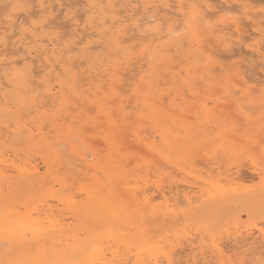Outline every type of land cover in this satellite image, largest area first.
Returning <instances> with one entry per match:
<instances>
[{
  "label": "rangeland",
  "instance_id": "obj_1",
  "mask_svg": "<svg viewBox=\"0 0 264 264\" xmlns=\"http://www.w3.org/2000/svg\"><path fill=\"white\" fill-rule=\"evenodd\" d=\"M29 0H0V20L2 19V21H4L7 17H8V15L10 14L11 15V17H15L16 15H18L17 17L19 18V23H20V21H22L21 23V25H22V28L24 29V30H22V28H21V30H18V31H20L19 33H18V36H17V38H15V39H13V40H11V42H10V40H9V42L12 44H10V45H8V46H6V47H0V50L2 51H0V53H1V55L0 56H2V57H0V71H1V73H0V77H2L3 78V80L0 78V82H2V83H0V89H2L1 91H5V93H2V92H0L1 94H0V101H6V100H12L11 99V97H9V94L11 93V95H13V101H15V103H13V101H10L11 103H12V106H11V108H10V111L13 113H11V117H10V121H12L13 123H15V121H17V120H20V119H17V117H19V118H21L22 120L21 121H23L24 120V122L26 123H28L30 126V128L32 127H34V125L38 128V130H36L35 129V131L33 132V135H36V140H34V136H33V138H30L29 136H25V135H19L18 133H15V132H13V133H11V137L9 136V138H7V139H4L3 141H2V143H1V147H0V149H1V151H3V152H6L7 151V153H5L6 154V156H7V158H9V156L8 155H10V153H11V157H10V159L9 160H11L12 158L14 159H12L11 161H13L14 162V164H16L15 162L17 161L18 162V164L22 161V162H24V164H28L27 162H29V164H31V165H39L38 166V168H40L39 169V175H41V176H39V175H37V176H35V177H32V178H27V180H25L24 178H23V180H22V178L20 177V175L19 174H15V172L11 175V177H12V179L10 178V181L8 180V181H6L5 179L4 180H1L0 182L2 183V181H4L2 184L4 185V184H6L7 183V185H6V187L8 188V186L9 185H12L13 183L12 182H15V186H17V188H14V185H12V186H9V189L12 187V189H11V191H9V189L7 190V188L6 189H4V186H3V190L2 191H5V199H7V201L10 203V204H12L13 206H15L16 205V203H17V205H18V207H19V205H20V209H21V204L23 205L22 207H23V209H21L20 211H21V213L25 210V207L27 206V207H30L31 208V206H32V208L33 207H35V206H39V207H43V206H46L45 207V209H47V208H49L50 206H51V208L52 209H54L55 207V209L54 210H57V211H59V212H61L62 210V212L61 213H63V215L65 216V218H67V219H69V221H70V219H71V213L69 214V209H68V207H67V205H65L66 204V201L63 199V194L62 193H64L65 191H66V186L68 187V185L70 186V188L71 189H73V190H70L71 191V193L75 196V197H79V196H81L82 195V197L79 199H77V200H79L78 202H80L81 200H82V202L83 203H86V202H89L88 201V196L86 195V194H84L86 191H87V186H89V184H91V183H93L94 182V180L93 179H96V178H99L100 180H102V181H104L105 182V179L107 178L106 177V173L107 172H112L111 174H113V173H115L114 174V176L116 175V177H121V176H124L125 174H124V172H131L130 174H131V177H130V179H135L136 180V178H137V180L136 181H134V180H129L128 179V182L130 183L128 186H126V185H123V184H121V185H119V188H121V192L123 193V194H128V188H134L135 187V191H136V189L138 190V188H140L138 191H136V192H138V193H141L142 192V190L144 189V188H146V186L149 184V186H147V188L145 189V191H147L148 189V191H147V193L150 195V193H151V197L152 196H154L153 198H155L156 197V200H159V195L161 196V192L163 191V190H166L167 189V191L166 192H168V191H170V189L171 188H176V185L180 188L179 190L181 191L182 190V187H184V188H186V186H184L183 184H185V180L186 181H191V180H193L192 179V177L193 176H195V174H193V171L191 172L190 170V168H189V166H190V164L191 163H189V162H183V161H187V159H188V152H190V153H193V152H191V150L192 151H194L195 153L193 154V155H191V157L192 156H194V164H195V169H198L199 170V167H200V171L202 170H204L205 168H208L209 169V171H215L216 170V167L219 169V167H220V169L218 170L217 169V172H213L212 174L209 172V171H206V169H205V171H201V172H199L198 170V172L199 173H204L203 175H208V173H210L211 174V176H213V177H221V178H225V176H224V173H223V175H221L222 173L221 172H225L226 173V175L228 174L227 173V171H228V169L230 168V169H233V167H236V166H238V165H240V166H242V167H240V169L242 170L241 172V174H243L242 176H244L243 178V181H244V185L245 186H250V185H255L256 183V185H258V182H259V180H254L255 182H253L252 181V177L251 176H253L254 175V171H253V169L251 168L252 166L250 165L251 163H250V161H247V160H249L250 158H249V154L247 153L248 152V150L252 147V144L253 145H256L258 148H259V146H261L262 145V142L261 141H264V109L262 108V106L261 105H264V87L262 88L260 85V87L258 86H256L255 88L257 89L256 91H252V89H253V87H250V86H245L244 87V91H243V93L241 92H238V94H236V96L235 97H233L232 95V93L230 94V90H232V88H236L238 85L236 84V82H232V83H227V84H224L225 83V77H226V75L228 74V72H216V74H219V76L218 77H222V80L223 81H220L219 79L220 78H217L216 80H217V83L216 84H213V82H208L207 80H204L202 77L203 76H205V74H206V70H207V67H208V65H209V53H207L208 52V49L205 51L204 49L206 48H204L203 46L204 45H213L214 44V50H217V48L218 49H220L221 48V44L219 45V42L220 41H222V39L221 38H213L212 37V39L214 40V42H212L211 43V38H209V39H207V41H209V42H207V41H205L206 43L204 44V45H200L199 43H198V41L196 40V39H198L196 36V34L194 33V30H195V28L197 27V26H202L201 28H203L202 29V31L204 30V29H207L206 27H208V24H206V26H205V28H204V25H205V23H203V20H201L202 18L204 19V14L206 13V11L208 12H214L215 10H213L212 8H206L205 9V11H201V7L199 8V7H197V8H195L193 5L195 4V2H196V0H195V2H193V0H185V1H183V0H173L172 2L170 1V0H136L135 2H139L137 5L138 6H136V5H134V6H136L135 7V9L136 10H138L137 9V7L138 8H140V6H141V8L138 10V12L139 11H141V12H137L135 9H133V13H134V15L136 14V13H138L141 17H138L137 16V14L135 15V18H137L138 17V19H140V18H142V13H143V11H145V12H147L146 14H149L148 16H151V15H153V16H156V18H157V16L159 15V17H158V21L156 22V20H155V22L157 23H155L153 26H152V32L151 33H153L154 32V35L155 34H157L156 35V38L157 39H159L161 36H164V35H166L167 33H169V31L171 30V29H173V31H174V29L176 28V26H177V24L179 25V23H181L180 25H179V27L177 26V29H181V28H184L185 30H183L184 31V34L182 33H180V35H182V38H184V42L183 43H186L185 45H186V47H181L180 49H181V51L180 52H178V54H177V56H175L176 58H173V56H170V57H172L171 59H169V61L168 62H164L163 64H162V61H159V57H158V54H157V52L155 51V50H153V51H155L156 53H154L151 49H155L154 47L157 45V44H155V46H154V44H153V48H148L149 46H143V47H141V46H137L138 44H140V41H137V39L135 40H129V41H124V39L125 38H127V37H130V35L131 36H133L134 35V33H136V32H134L135 31V26H132V27H130V29H132V30H130L129 28V30H130V32H132V33H128L127 34V32H126V35H124L122 38V40H123V43H117V41L114 39V34L112 35V32H114V31H116V29L118 28L116 25H114L113 24V22H112V19H111V17H110V20L108 21L109 23H108V26H111L112 27V29H111V27L109 28L111 31H109L108 32V28H105V29H107L106 31H105V29H104V26L102 27V26H99V28H100V30L98 29V28H96V31H95V27H94V25L97 23L98 25H99V23L98 22H100V24H102L103 22H106L107 23V21H105V19H109V13H107L106 11H103V9L106 7V5H107V3H106V1L105 0H103L105 3H101L102 2V0H98V6H100L99 8H98V6L96 5L97 4V2H96V4H95V2L94 1H90V0H65V1H63V0H59V1H56V4H60L61 3V1H62V3L63 2H65L64 4L66 5L67 3L69 4L70 3V1H71V7L69 6V5H66V6H68V8L66 7V6H62L61 8H63V9H65V11L62 9V11H60L61 12V14H60V12H58L59 14H60V17L58 16V20L60 21L59 23H60V25H58L57 26V24H59V23H57V24H55L56 23V21H57V19L55 20V21H52V19H51V17L49 16V14H48V8L47 9H45V7H49L48 6V4L49 3H55V1L54 0H48V3H47V0H30L29 2H28ZM32 1V2H31ZM50 1V2H49ZM53 1V2H52ZM97 1V0H96ZM126 1V0H125ZM125 1L124 0H121V4L123 5V2H124V5L127 3H125ZM133 1V0H132ZM217 1V3H216V6H217V4L219 3V1H220V6L218 5V8H220V7H222L223 5V7H225V5L226 6H228L230 3V6L232 5L233 6V8H231V10H230V12L231 13H228V14H233L232 16H230L231 18H229L228 17V14H227V12L226 11H221V12H224V14H222L223 16H221L220 17V15L218 14V12H217V15H219V18H217L215 15H216V13L214 14V13H212L213 15L211 16V13H210V16L208 15L207 16V19H208V22L207 23H209L210 21V19L209 18H213V17H216V19L214 18V20L216 21V23L217 22H219V21H228V20H232V21H238L239 19V21H240V23L243 25L242 27H243V29H244V36L247 38L246 40H244L245 41V45L243 44V42H242V44H243V46H239V47H237L238 49L240 48V47H242L241 49H239V53L240 54H242V55H238V56H236V57H234V58H229L230 60L229 61H225V58H222V60H223V62H224V64H227V63H229V65H231V63L233 64V63H235L236 62V64L237 63H239V65H243L244 66V64H245V66L247 65H249V64H246V63H249L252 59L253 60H255V58L257 59V57H254L253 55H244L245 53L247 54L248 52H246V47L247 46H251L252 44H257V43H260L261 45H263V47H264V15H262V14H264V6H262V5H264V1L263 0H247V1H245V0H216ZM243 1H245V3H243ZM258 1V2H257ZM260 1H261V3H260ZM31 2V3H30ZM84 2H86V4H84ZM92 2V3H91ZM94 2V3H93ZM145 2V3H144ZM149 2V3H148ZM174 2V3H173ZM214 4L213 5H215V2L214 1H212ZM247 2V3H246ZM12 3V4H11ZM75 5H74V4ZM81 3H82V5H81ZM89 5H88V4ZM133 4H134V1L132 2ZM242 3V4H241ZM10 4V5H9ZM51 4H49V5H51ZM52 4V5H53ZM56 4H55V6H56ZM77 4V5H76ZM102 4H104L103 6H102ZM154 6H153V5ZM185 4V5H184ZM223 4V5H222ZM236 4V5H235ZM4 5H5V8H4ZM13 5H15V7H13ZM80 5V6H79ZM123 5V6H124ZM172 5V9H171V6ZM183 5V6H182ZM211 5V4H210ZM239 5V6H238ZM256 5V6H255ZM259 5V6H258ZM32 6H34V8H32ZM36 6V7H35ZM42 6V7H41ZM45 6V7H44ZM54 6V5H53ZM74 6V7H73ZM105 6V7H104ZM231 6V7H232ZM243 6V7H242ZM252 6V7H251ZM262 6V7H261ZM30 7V8H29ZM81 7V8H80ZM84 7H87V8H85L84 9ZM117 7H119V6H117ZM149 7V8H148ZM154 7V8H153ZM158 7V8H157ZM177 7V8H176ZM184 7V8H183ZM238 9H237V8ZM241 9H240V8ZM4 8V9H3ZM7 8V9H6ZM18 8V9H17ZM39 8V9H38ZM50 8H51V6H50ZM72 8V9H71ZM80 8V9H79ZM89 8H93L92 9V11L89 9ZM94 8H96V9H94ZM102 8V9H101ZM123 7L122 6H120V9H122ZM154 9V10H152V9ZM159 8H160V10H162V11H166V10H168L167 12L168 13H166L167 15H168V17H172V18H168L169 20H167V21H165L164 20V22L163 21H161V15L162 14H164L162 11H158L159 10ZM161 8H163V9H161ZM226 8V7H225ZM25 9V10H24ZM42 9H45V10H43V11H45L46 12V14H48V15H46L44 12H42V14H41V12L40 11H42ZM66 9H68V10H66ZM76 9H77V11H76ZM79 9V10H78ZM83 9V10H82ZM88 9H89V13L87 12L88 11ZM98 9V10H97ZM116 9H119V8H116ZM172 11H171V10ZM209 9V10H208ZM234 9V10H233ZM235 9H236V11H235ZM4 10H6V11H4ZM15 10V11H14ZM47 10V11H46ZM71 11V12H69L70 14H67L68 15V17H67V15H66V13H68L67 11ZM95 10H96V12H95ZM151 10V11H150ZM157 10V11H156ZM184 10V11H183ZM232 10H233V12H232ZM242 12H241V11ZM3 11V12H2ZM26 11V12H25ZM37 12L36 14L37 15H35L34 16V12ZM86 13H85V12ZM156 12V13H153V12ZM216 11H218V9H216ZM215 11V12H216ZM235 11V12H234ZM239 11V12H238ZM253 11V12H252ZM257 11V12H256ZM18 12V13H17ZM20 12H21V14H20ZM31 13V15L33 16V17H35L36 19H32V17L31 18H28V17H30L29 16V14L28 13ZM75 12V13H74ZM76 12H79L80 14H83V16H78L79 15V13H76ZM101 12H102V14H101ZM149 12V13H148ZM159 12H160V14H159ZM171 13V15L169 16V14ZM174 12H175V14H174ZM226 12V13H225ZM237 12V13H236ZM256 12V13H255ZM260 12H263V13H261L260 14ZM72 13H74L73 15H72ZM103 13H105V14H103ZM178 13V14H177ZM187 13V14H186ZM234 13H236V14H234ZM239 13V14H238ZM241 13V14H240ZM246 13V14H245ZM251 13V14H250ZM16 14V15H15ZM39 14V15H38ZM75 14L78 16V17H82L81 19H79V20H77L78 19V17L77 16H75ZM92 14V15H91ZM144 14V13H143ZM145 14V15H146ZM158 14V15H157ZM183 14V15H182ZM208 14V13H207ZM206 14V15H207ZM221 14V13H220ZM7 17H6V16ZM10 15H9V17H10ZM26 15H28V17L26 16ZM41 15V16H40ZM43 15V16H42ZM90 15V16H89ZM107 15V16H106ZM112 15V14H111ZM114 15V14H113ZM177 15V16H176ZM180 15V16H179ZM227 15V16H226ZM235 15V16H234ZM71 16L73 17V19H71ZM97 16V18L99 17V18H101V19H103V20H99V18L97 19V18H95ZM105 16V17H104ZM245 18V19H243V17ZM248 16H250L252 19H253V22L252 21H250V20H246V18ZM259 16V17H258ZM260 16H262V17H260ZM3 17V18H2ZM16 17V19H18ZM62 17V18H61ZM65 17V18H64ZM67 17V18H66ZM86 17H88V18H86ZM108 17V18H107ZM237 17H240V18H238V20H237ZM23 18V19H22ZM24 18L25 19H27L28 18V20H31L32 19V21H28V20H26V24L28 23V26L30 27V29L32 28H34L33 30H30V29H26V28H28V26L26 25V27H23V26H25L24 24L25 23H23V21H25L24 20ZM38 18V19H37ZM48 18H50V19H48ZM60 18V19H59ZM64 18V19H63ZM71 20H70V19ZM91 18V19H90ZM96 20V22H94V20ZM177 19V20H174V19ZM179 18V19H178ZM183 18H185L184 20H183ZM198 18H199V21H198ZM224 18H226V19H224ZM236 18V19H235ZM261 18H263V19H261ZM88 19H90V20H88ZM37 20H38V22H37ZM43 20H45V21H42ZM48 20H49V22H50V24H48V27L49 28H52L51 30L48 28H45V26L47 25V23H48ZM54 20V19H53ZM68 20V21H67ZM81 20V21H80ZM85 20H86V22H85ZM163 20V19H162ZM179 20V21H178ZM213 19H211V22L210 23H212L213 21H214ZM231 20H230V22H231ZM242 20V21H241ZM246 22H245V21ZM255 20H256V22H255ZM2 21H0V25L3 23ZM35 21L37 22V23H35ZM62 21V22H61ZM67 21V22H66ZM76 21V22H75ZM77 21L81 24V27H79V23H77ZM181 21V22H180ZM207 21V20H206ZM30 22V23H29ZM53 22V24H51ZM55 22V23H54ZM58 22V21H57ZM95 23L94 25H92V23ZM161 22H163V23H168V25L166 24V27H167V29H166V27H164L165 26V24H164V26H162L163 24L161 23ZM199 22H202L204 25H202V23H201V25L199 24ZM229 22V21H228ZM248 22V23H247ZM258 22V23H257ZM261 24H260V23ZM35 23V24H34ZM39 23V24H38ZM62 23V24H61ZM66 23L70 26V28L68 27V25H66ZM71 23V24H70ZM91 25V28H90V25ZM112 23V24H111ZM160 23H161V25H160ZM214 23V22H213ZM257 24V26L255 25V24ZM32 24V25H31ZM46 24V25H45ZM72 24H74L73 26H72ZM77 24H79V25H77ZM88 24V25H87ZM110 24V25H109ZM173 24V25H172ZM197 24V25H196ZM251 24V25H250ZM254 24V25H253ZM263 24V25H262ZM36 25V26H35ZM39 25V26H38ZM43 25H45V26H43ZM86 25V27L88 26L89 27V30H90V32L92 33V36L89 38V36L91 35L90 33H88L89 31H88V29H87V31H85V29H86V27H85V29H84V26ZM113 25V26H112ZM159 25L160 26H162L161 28L159 27ZM248 25V26H247ZM261 25H262V27H261ZM31 26H34V27H31ZM54 26V27H53ZM73 27V29H72V27ZM106 26V25H105ZM173 26H175V27H173ZM47 27V26H46ZM57 27V28H56ZM60 27H62V28H60ZM87 27V28H88ZM98 27V26H97ZM115 27V29H113ZM167 30V33L165 32L166 30L164 29V28ZM244 27H246V28H244ZM249 27V28H248ZM74 28H75V30H77V32H81L80 30H83L81 33H84L85 34V37L88 35V34H90V35H88L86 38L85 37H83L82 39H80L81 38V36H79V33H77L78 34V36L80 37H78L77 36V39L75 38L76 37V35H75V37H73L74 35H71V34H74V33H76L75 31H74ZM163 28V29H162ZM37 29H38V31H40V34H39V32L37 31ZM101 29L102 30H104V31H101ZM161 29H162V31L164 30V32H162L161 31ZM186 29H187V31H186ZM246 29V30H245ZM50 30V31H49ZM92 30V31H91ZM114 30V31H113ZM158 30H160V31H158ZM176 30V29H175ZM249 30V31H248ZM263 30V31H262ZM23 31V32H22ZM25 31V32H24ZM30 31V32H29ZM32 31V32H31ZM36 31V32H35ZM71 31H73V32H71ZM85 31V32H84ZM93 31H95V33L96 32H98L99 34H100V37L102 36V34L103 35H105V33L106 32H108V33H106L108 36H105V38H107L106 39V42H104L105 40V38H104V36H103V38H102V40H101V38L99 37V36H97L98 37V39L97 40H99V38H100V41L99 42H97V40H95V38L94 37H96V35L94 34V32ZM158 31V33H156ZM182 31V32H183ZM186 31V32H185ZM227 31V30H226ZM231 31H233V30H231ZM253 31L255 32V33H253ZM27 32V33H26ZM29 32V33H28ZM35 32V33H34ZM44 32V33H43ZM57 32V33H56ZM101 32H103V33H101ZM171 32V31H170ZM246 32H248V33H246ZM250 32V33H249ZM31 33V34H30ZM71 33V34H70ZM86 33H88L87 35H86ZM109 33H110V35H109ZM161 33V34H160ZM230 34H232V32H229ZM233 33H234V31H233ZM20 34V35H19ZM35 34V35H34ZM66 34H68V35H66ZM69 34L71 35V36H69ZM84 34H81V35H84ZM160 34V35H159ZM206 34V33H205ZM204 34V35H205ZM249 34V35H248ZM253 36H252V35ZM8 35H9V33H8ZM27 35V36H26ZM136 35V34H135ZM186 37H185V36ZM204 35H202V36H204ZM19 36H20V38H22V39H19ZM34 36V37H33ZM39 36V37H38ZM64 36H66V38H65V40H63V41H61L60 39H64L63 37ZM184 36V37H183ZM206 36H207V34H206ZM210 36V35H209ZM255 36V37H254ZM27 37V39L26 40H24L25 38ZM28 37H30L32 40H34V38H35V40L34 41H30V39L28 40ZM41 37V38H40ZM62 37V38H61ZM72 37H73V39H72ZM135 36H133V37H130V39H132V38H134ZM211 37V36H210ZM222 37V36H221ZM251 37V38H250ZM38 38H39V40H38ZM45 38H47L46 39V42L48 41V40H50V42H47V44L49 45V47L47 46V44L45 45L44 43H46V42H43V41H45V40H43V39ZM56 38V40H54ZM78 38H79V42L80 43H78V44H75V43H73V42H77L78 41ZM85 38V39H84ZM110 38L112 39V40H110ZM202 38V37H201ZM204 38V37H203ZM202 38V39H203ZM207 38V37H206ZM206 38H204L203 40H206ZM223 38V37H222ZM41 39H42V42H41ZM53 39V40H52ZM86 39H92V42L94 41V42H97L95 45H93V43H92V45L88 48V44H87V40ZM129 39V38H128ZM155 39V38H154ZM165 39V38H164ZM163 39V40H164ZM202 39H200V40H202ZM220 39V40H219ZM249 39H251V40H249ZM15 40L17 41H19V43H18V41H17V45H16V43H15ZM51 40H52V42H51ZM58 40H60V42L58 41ZM80 40H83L82 42L80 41ZM85 40V41H84ZM162 40V41H163ZM183 40V39H182ZM215 40H216V42H217V40H219V42H217V45H216V42H215ZM224 40V39H223ZM57 42V43H59V45L58 44H56V45H54L53 46V44H55V42ZM101 41H102V43H101ZM138 42V44H137V42ZM250 44H247V42ZM28 42H30V44L28 43ZM32 42V43H31ZM37 42V43H36ZM40 42V43H39ZM54 42V43H53ZM62 42V43H61ZM65 42V43H64ZM68 42V43H67ZM84 42L86 43V44H84ZM129 42V43H128ZM224 42V41H223ZM223 42H221L222 43V45H223ZM21 43V44H20ZM25 43V44H24ZM29 45H28V44ZM50 43H52V44H50ZM61 43V44H60ZM67 43V44H66ZM71 43V45H72V47L70 46H68L69 44ZM82 43V44H81ZM101 43V44H100ZM104 43V44H103ZM137 45H136V44ZM35 44V45H34ZM65 44V45H64ZM84 44V45H83ZM130 44V45H129ZM52 45V46H51ZM58 45V46H57ZM64 45V46H63ZM76 45V46H75ZM78 45H81L83 48H81V46H79L81 49H79V47H78ZM87 45V46H86ZM98 45H99V47L101 48H99L98 50H96L97 48H98ZM102 45V46H101ZM126 45L128 46V47H126ZM136 46V47H132V46ZM29 46V47H28ZM48 48H47V47ZM190 46V47H189ZM219 46H220V48H219ZM7 47H8V49H7ZM19 47H20V49H21V51L22 50H25V49H31V51H38V50H42L43 48L44 49H46V52H45V54H44V56L42 57V59H43V61L44 62H48L49 64H51V65H49V64H47L46 66L44 65V64H41V63H43V62H39V63H37V62H32V64H26V65H22V67L21 66H19V65H13V67H12V65L11 64H8V62L10 61V58H11V55L9 56V54H10V52L12 51V50H20L19 49ZM46 47V48H45ZM58 47H60V48H58ZM75 47H77V48H75ZM93 47V48H92ZM95 47V48H94ZM97 47V48H96ZM127 48V55L125 56V57H122L123 55H125L126 54V51L123 49V48ZM156 47H158V46H156ZM213 47V46H212ZM34 48V49H33ZM50 48V50H47V49H49ZM55 48L59 51L60 49L62 50V51H67V49H69V48H75L74 50H75V54H74V52H72L73 53V55H75V56H77V57H75V58H77V60H79V61H76V63L74 64V66L75 67H77V65L79 66V64H81L82 65V67L80 66V67H77V68H79V69H77V71H73L74 73L76 72V73H78V76H79V83L76 81L77 79H78V77H76V76H74V77H76L75 79H74V77L73 76H71V74H70V71H67V73L68 74H70V75H68L67 76V73H66V70H64V69H71V65L68 67H66V65H67V63L65 62V61H60V60H58V59H56L54 56H53V54L55 53ZM87 48V49H86ZM140 48V49H139ZM146 48V49H145ZM204 48V49H203ZM216 48V49H215ZM236 48V47H235ZM236 48V51L238 50ZM36 49V50H35ZM78 49V50H77ZM121 49L123 52H122V54L123 55H121V53H119V50ZM137 50L136 52H135V50ZM143 49H145V50H142ZM222 49H223V47H222ZM221 49V50H222ZM3 50H4V52H3ZM77 50V51H76ZM120 50V51H121ZM146 50H148L149 52H148V57H145V59H143L144 58V53H145V51ZM245 50V53L244 52H242V51H244ZM6 51V52H5ZM8 51H9V53H8ZM33 51V52H34ZM49 51V52H48ZM139 51V52H138ZM143 53H142V52ZM152 52L155 54V55H152L151 57H150V55L152 54ZM221 52V51H220ZM81 53V55H78V54H80ZM88 55H87V54ZM91 53H96V55H98V56H100V57H98V58H96V55L94 56V54H91ZM125 53V54H124ZM142 53V56H138V54H141ZM174 53H176V52H174ZM192 53H193V55H192ZM196 53V54H195ZM5 54H6V56L9 58H7L6 59V57H5ZM46 54H47V56H46ZM86 54V55H85ZM89 54H91L90 56H94L95 57V59L94 60H96L95 62H93L94 60H93V58L91 59V58H89ZM189 54V55H188ZM226 54V53H225ZM250 54H252V53H250ZM36 55V54H35ZM85 55V56H84ZM146 55V53H145V56H147ZM172 55V54H171ZM178 55H180V56H178ZM4 56V57H3ZM119 57V59H121L122 60V62H117L116 60L114 61L113 60V58H116V57ZM121 56V57H120ZM155 56H157V59H155ZM253 56V58H251ZM81 57H82V59H81ZM109 57V58H108ZM140 57H141V59H140ZM239 57V58H238ZM3 58V59H2ZM52 58H54L53 60H52ZM80 58V59H79ZM102 58H103V61L105 60V58H106V60L104 61V63H101V61L100 60H102ZM123 58H125V59H123ZM136 58H139L140 60L138 61L139 62V65H140V63H141V65H140V67H142V68H139V70H138V67H139V65H138V63H137V61L136 60H138V59H136ZM147 58V59H146ZM248 58V59H247ZM4 59H6V60H4ZM51 61H49V60ZM90 59H91V61H90ZM134 60V61H132V60ZM259 60H260V58H258ZM255 60V62H257L258 61V63H260L259 62V60ZM5 61V63H4V61ZM88 60V61H87ZM117 60H118V58H117ZM120 60V61H121ZM143 60V61H142ZM221 60V61H222ZM242 61V64L240 63L241 61ZM251 61L252 63H254L255 64V62L254 61ZM84 61V62H83ZM100 61V63H98ZM102 61V62H103ZM141 61V62H140ZM147 62V64H146V62ZM240 61V62H239ZM261 61V60H260ZM57 62H59L58 63V65L59 66H57L56 64H57ZM64 64V65H62V63ZM86 62V63H85ZM134 62H136V63H134ZM3 63H4V67H3ZM66 63V64H65ZM83 63H85V64H83ZM111 63V64H110ZM123 63H124V65H123ZM130 63V64H129ZM161 63V64H160ZM258 63L256 64L257 65V67H258ZM8 64V66H5V65H7ZM33 64H35V65H33ZM53 64V65H52ZM108 64V66L107 67H105L106 65ZM110 64V65H109ZM132 64H133V66H132ZM134 64H136V65H134ZM160 64V65H159ZM36 65H38V66H41L42 65V67L41 68H39L38 66H37V68H36ZM112 65L114 66V67H121L122 68V70H123V72H125V73H128L129 75H127L126 77H128L127 79H128V82L125 80V82L127 83H125L126 84V87L124 88V87H122V89L125 91H123L122 92V90H120L121 89V87L119 86L117 89L120 91V95L122 96V99H124L123 101H122V99H120V97H119V95L117 96V97H119L118 99H116V98H114V102H110V101H107L106 100V96H108L107 95V91L108 90H110L111 88L113 89V87H115L114 86V83L112 82V72L114 71V69H113V67H112ZM127 65H130V67H128ZM260 65H264V64H262V63H260L259 64V67L261 68L262 66H260ZM1 66L4 68H1ZM19 66V67H18ZM55 66V67H54ZM63 66H64V68H63ZM136 66V67H135ZM156 66H161V68H159V67H156ZM246 66V67H247ZM10 67V68H9ZM12 67V68H11ZM29 67V68H28ZM31 67V68H30ZM57 67V68H56ZM75 67L73 68L74 70H76L75 69ZM93 67V68H92ZM110 67V68H109ZM111 67H112V70H110L111 69ZM127 67H128V69H127ZM171 67V68H170ZM172 67L174 68V69H172ZM177 67V69H175ZM252 67H254V68H252ZM256 66H254V65H252L251 64V68H250V65H249V69H255V70H259V68H257ZM17 68V69H16ZM21 68V69H20ZM26 68V69H25ZM28 68V69H27ZM33 68H35V70L36 71H40V73H41V75L38 73V75H36L35 74V70L33 69ZM39 68V69H38ZM101 68V69H100ZM103 68V69H102ZM199 68V71H196V69H198ZM8 69L9 71H6V70ZM15 69H16V71H15ZM22 69H24V70H22ZM44 69H46L47 71H48V73H46V70H44ZM55 69V70H54ZM83 69V70H82ZM87 69V71H84V70H86ZM107 69V70H106ZM125 69H127V70H125ZM158 69V70H157ZM19 70V73L17 72ZM42 70H44V71H42ZM59 70V71H58ZM105 71V73H104V71ZM129 70H134L135 72H133V71H129ZM191 70V71H190ZM257 70V71H258ZM13 71H15V72H13ZM98 71V72H97ZM127 71V72H126ZM140 71H142L141 73H140ZM181 71H182V73H181ZM252 71V70H251ZM256 71V73H253L254 74V76L257 74V76H258V73H259V76H260V72L259 71H261V70H259L258 72ZM53 72V73H52ZM64 72V73H63ZM73 72H71L72 73V75H77L76 73L74 74ZM90 72V73H89ZM143 72H145V74L143 73ZM253 72V71H252ZM251 72V73H252ZM255 72V71H254ZM8 75H7V74ZM18 73V74H17ZM61 75H60V74ZM85 73V74H84ZM108 73H109V76L107 77L106 75H108ZM159 73H161L160 75H159ZM226 73V74H225ZM248 73V72H247ZM4 74V75H3ZM14 74V75H13ZM32 74V75H31ZM44 74V75H43ZM92 75L91 77H90V75ZM103 74H104V76H103ZM138 74V75H137ZM221 74V75H220ZM230 74V73H229ZM3 75V76H2ZM10 75V76H9ZM16 75V76H15ZM31 76V77H29V76ZM46 75V76H45ZM52 75V76H51ZM126 75V74H125ZM146 75V76H145ZM249 75L251 76V74H250V70H249ZM20 76V78H18V77ZM21 76H22V78H21ZM24 76H25V78H24ZM35 76L37 77V79L35 78ZM62 78H61V77ZM69 76H71V78L69 77ZM134 76V77H133ZM217 76V75H216ZM258 76V77H259ZM46 77V78H45ZM67 77V78H66ZM86 77V78H85ZM92 77H94V78H92ZM102 77V78H101ZM105 79H104V78ZM137 77V78H136ZM146 77V78H145ZM159 77V78H158ZM256 77V76H255ZM42 78V79H41ZM48 78V79H47ZM50 78V79H49ZM52 78V79H51ZM85 78V79H84ZM153 78V79H152ZM155 78L157 79V80H155ZM170 78V79H169ZM179 78V79H178ZM183 78H186V79H183ZM205 78V77H204ZM9 79V80H8ZM21 79H22V82H21ZM35 79V80H34ZM42 81H48L49 83H50V81L49 80H51L52 82H51V84L52 85H54L55 86V91L54 92H58L59 91V89H60V91H59V97H57V98H59V99H54V101H52L51 99H49L48 101L49 102H47V99L45 100V99H38L36 102H33L35 99H34V90H33V88L35 89V87H37V86H35V87H33V85L35 84V85H37V81L38 82H40L41 80ZM44 79V80H43ZM64 79H65V82H64ZM94 79V80H93ZM113 79H114V77H113ZM137 79V80H136ZM160 79V81H158ZM200 79V80H199ZM8 80V81H7ZM31 82H30V81ZM66 80H68V82L66 81ZM104 80V81H103ZM142 80V81H141ZM165 80H167V82L165 81ZM172 82H171V81ZM174 80V81H173ZM199 80V81H198ZM264 80V79H263ZM28 82L27 84V86H28V88H26V82ZM63 81V82H62ZM81 81V82H80ZM155 81H157V82H155ZM201 81V82H200ZM4 82H5V84H4ZM14 82V84H12L11 85V83H13ZM36 82V83H35ZM59 82V83H58ZM72 82V83H71ZM102 82V83H101ZM188 82V83H187ZM194 82H196V84H194ZM197 82H198V84L199 83H202V85H200V86H203V87H201L200 88V90H199V86H197L198 84H197ZM22 83V84H21ZM68 85H67V84ZM69 83H71V85H73V87H75L76 85H77V87H75V91L73 90L74 88H72L70 85H69ZM81 83V85L83 84L84 85V87H83V85L82 86H80L79 84ZM131 83V84H130ZM143 83V84H142ZM159 83V84H158ZM162 83V84H161ZM191 83H193L192 85H191ZM213 85H212V84ZM20 84H21V86H20ZM31 84H33L32 86H30ZM59 84H61V85H59ZM65 84H66V88H69L68 90L65 88V90H64V86H65ZM86 84V85H85ZM105 84H107V86L105 85ZM111 84H113V85H111ZM129 84L130 85H132L131 87L129 86ZM142 84V85H141ZM157 84V85H156ZM165 84V85H164ZM166 84H168V86L166 85ZM4 85H7V86H9V90L10 91H8V89H5V88H7L6 86L4 87ZM23 85H24V87H23ZM59 85V86H58ZM101 85H105L104 87L103 86H101ZM128 85V86H127ZM160 85V86H159ZM196 85V86H195ZM13 86V87H12ZM20 86V87H19ZM30 86V87H29ZM85 86L87 87V88H85ZM109 86H110V89H109ZM145 86V87H144ZM205 86V87H204ZM207 86H209V87H207ZM4 87V88H3ZM22 87V88H21ZM59 87V88H58ZM79 87V88H78ZM89 87H92L91 88V90H89ZM100 87L102 88L101 90H100ZM195 87H196V89H195ZM207 87V88H206ZM216 87V88H215ZM223 87H225V89H222ZM227 87H229V88H227ZM19 88V91H20V93L18 92L17 93V91L18 90H16V89H18ZM72 88V90L70 91V89ZM107 89V91L105 90V89ZM116 88V87H115ZM120 88V89H119ZM136 88V89H135ZM198 88V89H197ZM215 88V90H216V92H218V95H216V96H219V94H220V97H222V96H226L228 93L230 94V95H227L228 97H230V96H232V98H233V102H232V99H231V97L230 98H228V99H230L229 100V104H231V103H233V104H235V105H229V108L227 109V116L225 117V118H231V116L233 115V118L234 119H237V121L238 122H236V120H231V119H227V120H229V123L230 124H228V122H227V124H218V123H208L205 127H203V125L200 127V130H199V132H197L198 131V129L196 130V132H197V134H194V135H190L189 133H188V130L187 129H185L184 130V123L182 122V121H185V123L186 122H193V123H195V124H197V119H199L198 117H195V114H193V110L196 112V110H197V108L195 109V100L197 99V102H198V99H199V101L200 100H203V99H205V101H206V99H207V102H205L206 104H207V107L208 108H212L214 105H212V104H214V103H212L213 101H212V96H215V95H210L212 92H213V89ZM32 89V91H30V90ZM36 89H39V88H36ZM80 89V90H79ZM82 89V90H81ZM84 89V90H83ZM87 89V90H86ZM93 89V90H92ZM104 89V90H103ZM117 89H116V91H117ZM135 89V90H134ZM186 89V90H185ZM195 89V90H194ZM233 89V90H234ZM7 90V91H6ZM14 90H16V92L14 91V93H13V91ZM26 90V91H25ZM61 90H62V92H61ZM67 90V91H66ZM76 90L80 93V91L82 92V94L80 93V96L79 95H77V94H79V93H77L76 92ZM89 90V91H88ZM172 90H174V91H172ZM186 91V93H185V91ZM193 90V91H192ZM222 90H225V92H223L222 93ZM229 90V91H228ZM255 90V89H254ZM3 91V92H4ZM12 91V92H11ZM25 91V92H24ZM30 91V92H29ZM63 91H65V92H63ZM74 91V92H73ZM85 91V92H84ZM128 91V92H127ZM135 91V92H134ZM151 91V92H150ZM170 91V92H169ZM171 91H172V94H171ZM198 91V92H197ZM199 91L201 92V93H199ZM251 91L253 92V93H251ZM9 92V93H8ZM71 92V93H70ZM138 92V93H137ZM155 92V93H154ZM190 92H191V94H190ZM195 92H197V94H199V95H197ZM231 92H233V91H231ZM7 93V95H8V97H6V94ZM13 93V94H12ZM29 93V94H28ZM61 93L62 94H64V95H61ZM109 93V92H108ZM122 93V94H121ZM126 93V94H125ZM137 93V94H136ZM145 93H146V95H145ZM181 94L180 96H179V94ZM185 93V94H184ZM194 93V94H193ZM233 93H235V92H233ZM250 93V94H249ZM5 95V97H4V95ZM26 95L27 97L26 98H24L25 96L24 95ZM28 94V95H27ZM92 94V95H91ZM103 94V95H102ZM172 96H171V95ZM176 94H178V95H176ZM186 94L188 95V97L186 96ZM196 94V95H195ZM246 94H248V95H250V96H248V95H246ZM251 94H253V95H251ZM14 95L16 96V97H18L17 99H16V97H14ZM21 95H23V96H21ZM57 95V96H58ZM66 95V96H65ZM69 95V96H68ZM77 95V96H76ZM125 95V97H123ZM175 95V96H174ZM184 95L186 96V98L184 97ZM205 95V96H204ZM73 96V97H72ZM133 96V97H132ZM177 96H179V98L177 97ZM189 96H191L190 98H189ZM246 96V97H245ZM32 97V98H31ZM65 97V98H64ZM69 97V98H68ZM81 97V98H80ZM145 97V98H144ZM192 97H195L194 99L192 98ZM200 97V98H199ZM202 97H203V99H202ZM220 97H218V98H220ZM239 97V98H238ZM245 97V98H244ZM258 97V98H257ZM8 98H10V99H8ZM29 98L31 99L30 101H29ZM62 98H63V102H61L62 101ZM67 98L68 99H70V100H67ZM77 98V99H76ZM138 98V99H137ZM150 98V99H149ZM164 98H167V99H164ZM179 100H178V99ZM214 98H217V97H214ZM237 98V99H236ZM241 98H243V99H241ZM3 99V100H2ZM21 101H20V100ZM26 99V100H25ZM61 99V100H60ZM94 99H96V101L94 100ZM97 99H99V100H97ZM173 99V100H172ZM177 99V100H176ZM191 99H193V100H191ZM210 99V100H209ZM235 99V100H234ZM28 100V101H27ZM33 100V101H32ZM55 100H56V103H55ZM116 100V101H115ZM64 101H66L67 102V104H65L64 103ZM73 101V102H72ZM77 101H79V102H77ZM84 101H85V103H84ZM94 101V102H93ZM212 101V102H211ZM258 101V102H257ZM259 101H260V103H259ZM23 102V103H22ZM37 102H40L39 104H41L42 102H46V103H43V104H45V106L44 105H42L41 107V109L38 107V103ZM60 102H61V104H60ZM71 102V103H70ZM130 102V103H129ZM166 102H167V106L168 107H166ZM196 102V103H197ZM255 102H256V104H255ZM19 103V104H18ZM23 105H22V104ZM51 104V105H48V104ZM63 103H64V105H65V107L63 108L62 106H59V105H63ZM70 104V106H69V104ZM76 103H81L80 105H81V108H80V106H79V104H77L76 105ZM95 103H97V105H98V107H100V108H98L97 106H94V104ZM113 103V104H112ZM115 103H117V104H115ZM157 103H159L158 105H157ZM181 103V104H180ZM182 103H183V105H182ZM194 105H193V104ZM209 103V104H208ZM34 104H35V106L36 107H33L34 106ZM124 104V105H123ZM161 104H163L162 106H161ZM171 104V105H170ZM191 104V105H190ZM199 103H197V105H198ZM236 104H237V106H236ZM240 104V105H239ZM244 104H246V106H248V105H251V106H253V104L255 105L254 106V108L255 109H250L249 110V112H248V114L247 113H245L246 112V107H243V105ZM33 105V106H32ZM114 105V106H113ZM141 106V107H139V106ZM183 107H182V106ZM185 105V106H184ZM189 105V106H188ZM196 105V106H197ZM210 105V106H209ZM242 105V106H241ZM258 105H260V106H258ZM49 106V107H48ZM55 106V107H54ZM83 106V107H82ZM129 106V107H128ZM187 106V107H186ZM192 106V107H191ZM194 106V107H193ZM237 107V109L239 110H237L236 109V107ZM241 106V107H240ZM251 106H249V107H251ZM258 106V107H257ZM29 107V108H28ZM48 107V108H47ZM128 107V108H127ZM162 107H166L165 109H163ZM177 107V111L175 112V111H172V110H174V108H176ZM248 107V108H249ZM264 107V106H263ZM31 108H33V109H31ZM35 108V109H34ZM37 108V109H36ZM63 108V109H62ZM66 108V109H65ZM96 108V109H95ZM121 108L123 109V111L121 110ZM125 108L127 109V110H125ZM130 108V109H129ZM169 108L171 109V110H169ZM187 108V109H186ZM189 108V109H188ZM192 108H194V109H192ZM236 109V111H235V109ZM242 108V109H241ZM244 108V109H243ZM248 108H247V110H248ZM40 109V110H39ZM49 110V112H47L48 110ZM78 109V110H77ZM167 109V110H166ZM191 109V111H189ZM263 111H262V110ZM39 110V111H38ZM45 110H47L46 112H45ZM101 110H105V111H103L104 112V114H105V112H106V114H105V117H104V115H102L101 113H99ZM110 110L113 112V114H114V116H113V114H112V112H110ZM119 110V111H118ZM124 110H125V114H123L122 112H124ZM232 110H234V111H232ZM240 110H242L243 111V113H245V114H243L242 113V116H241V118H240ZM244 110H245V112H244ZM254 110H256V112L254 111ZM30 111H32V112H30ZM41 111H44V113L43 112H41ZM107 111H109V115H108V112ZM155 113V114H153V112ZM189 111V112H188ZM238 111V112H237ZM259 111V112H258ZM261 111V112H260ZM40 112V113H39ZM132 112V113H131ZM166 112H168L170 115L169 116H167V118L166 119H164V118H161L160 119V117H163L162 115H164V113H166ZM190 112H192V114L193 115H191L190 114ZM231 112H233L234 114H235V116H234V114L232 113L231 114ZM251 112H255V115H253L252 114V116H251ZM258 112V113H257ZM31 113H33V114H31ZM110 113L112 114V116H113V118H114V120H115V122H113L114 120H112L111 118H109V117H107V116H110ZM115 113H116V115H115ZM197 113V112H196ZM240 114V115H238V114ZM31 114V115H30ZM92 114V115H91ZM101 114V115H100ZM120 114V115H119ZM160 114H162V115H160ZM249 114H250V116H249ZM256 114H257V116H256ZM263 114V115H262ZM25 115H26V117H25ZM29 115V116H28ZM83 115V116H82ZM107 115V116H106ZM155 115V116H154ZM160 115V116H159ZM190 115L192 116V118L193 119H191V117H190ZM243 115H244V117H243ZM260 115V116H259ZM24 116V117H23ZM74 116V117H73ZM102 116H103V118H102ZM111 116V117H112ZM124 116H126V118L128 117V121L127 120H125V122H126V124L128 125V126H130L131 124H133L132 125V129H130V127H129V130H128V126H126V124L124 123ZM144 116V117H143ZM170 116H172V117H170ZM197 116V115H196ZM238 116H239V118H238ZM262 116V117H261ZM122 117V119L123 120H118L119 118H121ZM142 117V118H141ZM190 117V118H189ZM250 117V118H249ZM25 118V119H24ZM42 118H43V120H42ZM136 118V119H135ZM152 118V119H151ZM175 118L177 119V120H175ZM224 118V119H225ZM101 119V120H100ZM144 119V120H143ZM243 119V120H242ZM245 119V120H244ZM251 119V120H250ZM110 120H112V121H110ZM143 120V121H142ZM145 120H147V121H145ZM226 120V119H225ZM258 120V121H257ZM62 121V122H61ZM136 121V122H135ZM148 121H151L150 123L148 122ZM165 121V122H164ZM169 123H168V122ZM231 121V122H230ZM240 121H241V125L240 126H238V125H236L237 123L238 124H240ZM256 121V122H255ZM29 122H31V123H29ZM108 122V123H107ZM148 123V124H144V123ZM157 122V123H156ZM171 122V123H170ZM51 123H52V125H51ZM165 124V125H163V124ZM34 124V125H33ZM61 124H63V125H61ZM144 124V125H143ZM47 125V126H46ZM67 125V126H66ZM244 125H246V127L247 128H245L244 127ZM45 126V127H44ZM125 126V127H124ZM139 126H142L141 128L139 127ZM148 126H150V127H148ZM173 126V127H172ZM41 127H44V128H41ZM139 127V128H138ZM152 127V128H151ZM169 127H171V130L169 131ZM175 127V128H174ZM195 127L197 128V126L195 125ZM242 127H243V129H242ZM31 128V129H32ZM46 128V129H45ZM148 128V130H145V129H147ZM180 130H178V129ZM245 128V129H244ZM12 129H13V127H12ZM34 129V128H33ZM44 131H43V130ZM144 129V130H143ZM164 129V130H163ZM166 129V130H165ZM175 129V130H174ZM14 130V129H13ZM143 130V133L142 134H140V132ZM157 130V131H156ZM163 130V131H162ZM231 130H233V131H231ZM240 130H243V131H241L240 132ZM146 131V132H145ZM152 131H153V133H152ZM175 131V132H174ZM183 131H185L184 133H183ZM71 132V133H70ZM128 132H129V135H132L133 137H129V135H127L128 134ZM139 132V133H138ZM159 132H160V134H159ZM163 132V133H162ZM180 132V133H179ZM188 134H187V133ZM201 132V133H200ZM232 132V133H231ZM37 133V134H36ZM117 133V134H116ZM118 133L120 134V136H118ZM131 133V134H130ZM156 133V134H155ZM165 133V134H164ZM200 133V134H199ZM236 133V134H235ZM241 133V134H240ZM17 134V135H16ZM138 134H139V136H141L142 137V139L143 138H145L146 136L148 137L147 139L145 138V140L143 139V142H139V144H136V143H138V139L136 140L135 138H137V136H138ZM147 134V135H146ZM183 134V135H182ZM233 134H234V136H233ZM116 135H117V137H116ZM123 135V136H122ZM125 135H127L126 137H124ZM143 135H145V137H143ZM157 135V136H156ZM187 135L190 137V136H192V137H190V138H188L187 137ZM240 135H241V137H240ZM37 136H38V138H37ZM149 136H151V137H149ZM237 138H236V137ZM239 136V137H238ZM51 138L52 140H50L49 138ZM120 137H121V139H120ZM129 137V138H128ZM157 137V138H156ZM183 140V141H181L180 140V138ZM185 137V138H184ZM187 137V138H186ZM195 137V138H194ZM262 137V138H261ZM44 138V139H43ZM55 138V139H54ZM74 138H76L75 139V142H73L74 140H72V139H74ZM83 138V139H82ZM105 140H104V139ZM119 138V139H118ZM165 138H166V140H165ZM192 138V139H191ZM195 140H194V139ZM235 139V140H231V139ZM239 138V139H238ZM261 138V139H260ZM30 139V140H29ZM49 139V140H48ZM101 139V140H100ZM126 141H125V140ZM129 139V140H128ZM133 139V140H132ZM149 139V140H148ZM154 139V140H153ZM173 139V140H172ZM216 139V140H215ZM229 139V140H228ZM90 142H89V141ZM109 140H110V142H109ZM116 140H117V142H116ZM127 140L131 143H127V145L129 144L130 145V147H131V145H132V148H131V155L133 156V155H137V156H143V154L145 155V157L147 158L148 157V161L147 162H149L150 163V161H154V164H156V168H158V166L160 165V166H162L163 168H165L164 170H162L161 168V170H160V172L155 168V169H153V167H155V166H153L154 164H152V163H150V164H152L151 166H152V169L150 170V168H151V166H149L148 164V168H146L145 167V169L143 170V168H141L140 170H139V166H138V164H136V163H132V164H130V161H127V160H125L124 158H115V156L116 157H119V156H117V154L118 155H120V153L122 152V149H123V151H124V148H123V146L120 148L121 150H119L118 148H115L117 145H118V142L119 141H121V143L122 142H124L125 141V143L127 142ZM149 142H148V141ZM171 140V141H170ZM179 140V141H178ZM185 140H187V143H185L186 141ZM88 141V142H87ZM95 141V142H94ZM97 141H99V142H97ZM107 141V142H106ZM132 141V142H131ZM147 141V142H146ZM151 141V142H150ZM177 141L178 142H180L181 141V143H177ZM212 141V142H211ZM226 141V142H225ZM97 142V143H96ZM107 143V145L105 144V143ZM113 142V143H112ZM114 142H116V143H114ZM156 144H155V143ZM225 143V145L227 146H229V144H230V142H234L236 145L239 143V142H242L241 143V145L240 144H238V146H236L235 147V151L232 149V151L234 152V154H233V152L231 151L229 154L227 153V148H225L224 147V143ZM227 142H229V143H227ZM113 144L114 146H112L111 144ZM141 143H142V145L144 146V147H142V145H141ZM205 145H207V146H205ZM247 143H249V144H247ZM65 144V145H64ZM74 144V145H73ZM102 146H101V145ZM109 144L112 146L111 148H110V146H109ZM119 144H120V142H119ZM155 145V146H153V148H152V150H149L150 148H147L146 146H151L152 147V145ZM233 144V143H232ZM84 145V146H83ZM96 145H98V146H96ZM138 145V146H137ZM139 145H140V147L141 148H139ZM180 145V146H179ZM182 145V146H181ZM196 147H195V146ZM21 146V147H20ZM109 146V147H108ZM222 146V147H221ZM22 147H24V148H22ZM72 147L73 148H75L74 150H75V152H77L79 155H84V154H86V153H89V154H92V155H94L93 156V158L92 159H89V161H90V163L92 162V163H94V167H92V168H89V169H86L85 167L84 168H82L81 169V171H83L82 172V174H79V172L77 173V175L79 174V178L77 179L76 178V176L77 175H74V181H76V182H74L73 181V178H71L70 180L68 179V177L70 176V174L72 173V172H68L66 169H67V167H65V166H67L66 164H70V166H72L73 164H71L72 162L74 163L75 162V160L77 159V158H75V160L72 158V156L73 157H75V155H73L72 154V152L70 151L71 149H72ZM79 147H82V148H79ZM95 147H97L96 149H95ZM118 147H120V146H118ZM233 147V146H232ZM250 147V148H249ZM42 148V149H41ZM146 148V149H145ZM157 148V149H156ZM208 148V149H207ZM211 148V149H210ZM223 148H225L224 150L226 151V153L224 154V152H223ZM240 148H241V150H240ZM45 149V150H44ZM102 149V150H101ZM115 149H118L117 151L115 150ZM140 149V150H139ZM204 149V150H203ZM210 149V150H209ZM213 149L216 151V152H218V153H216L215 151L213 152ZM218 149V150H217ZM230 149H231V147H230ZM44 150V151H43ZM83 150V152H81ZM101 150V151H100ZM103 150H104V152H103ZM155 151L154 153H150L149 151ZM165 150V151H164ZM201 150H203L202 152H200ZM236 150H237V153L235 154V152H236ZM239 150L240 151H242V152H239ZM37 151L39 152V154L37 153ZM142 151V152H141ZM175 151H177V152H175ZM180 151V152H179ZM185 151V152H184ZM199 151V152H198ZM208 151V152H207ZM211 151V152H210ZM14 152V153H13ZM101 152H103V153H101ZM113 152V153H112ZM118 152H120V153H118ZM158 152V153H157ZM229 152V151H228ZM13 153V154H12ZM17 153V154H16ZM109 153H111V155L109 154ZM138 153H140L139 155H138ZM190 153H189V155H190ZM207 155H209V153H210V155L209 156H206L207 158H205V155L206 154ZM224 155H223V154ZM19 154V155H18ZM96 154H98V155H96ZM100 154V155H99ZM102 154V155H101ZM112 154H114L113 156L114 157H112ZM147 154H149V155H147ZM159 154V155H158ZM171 154V155H170ZM195 154H196V157H195ZM199 154V155H198ZM240 154H241V156H243V157H241L240 156ZM244 154V155H243ZM14 155V156H13ZM34 155V156H33ZM72 155V156H71ZM152 155V156H151ZM153 155H158V156H160L161 155V160H160V158L157 160L156 158H158L157 156H154L153 157ZM167 155V156H166ZM170 155V156H169ZM212 155V156H211ZM216 155V156H215ZM217 155H218V157H217ZM220 155V156H219ZM223 155V156H222ZM231 155H232V157H231ZM247 155V156H246ZM16 156H18L17 157V159L19 160H17L16 159ZM21 156V157H20ZM35 156H36V158H35ZM188 156V157H187ZM204 156V157H203ZM211 156V157H210ZM215 156V157H214ZM15 157V158H14ZM21 159H20V158ZM23 157V158H22ZM151 159H150V158ZM152 157H153V160H152ZM156 157V158H155ZM187 157V159H185ZM190 157V158H191ZM199 157V158H198ZM212 157H214V159L212 158ZM236 157V159L237 160H235L234 158ZM33 158V159H32ZM104 158V159H103ZM189 158V159H190ZM209 158V159H208ZM232 160H231V159ZM16 159V160H15ZM23 159V160H22ZM156 159V160H155ZM188 159V160H189ZM208 160V162L210 161V160H212L213 159V163H215V164H218L219 162L221 163H219L218 165H215V164H211L210 162V164L209 163H205V162H203L204 160ZM221 161H220V160ZM222 159L224 160V162H226V164H227V167H226V165H225V163L222 161ZM244 159V160H243ZM246 159V160H245ZM28 160V161H27ZM73 160V161H72ZM93 160V161H92ZM109 160H113V161H109ZM200 161V163H198V161ZM230 160V161H229ZM234 160H235V162H234ZM33 161V162H32ZM127 163H126V162ZM181 161V162H180ZM215 161V162H214ZM217 161V162H216ZM219 161V162H218ZM238 161V162H237ZM246 161V162H245ZM26 162V163H25ZM36 162V163H35ZM70 162V163H69ZM165 164H164V163ZM182 162L183 163H186L187 165L189 164V166H188V169H189V171H188V169H182L181 168V166H180V164H182ZM229 162H230V164H229ZM234 164V166H233V164ZM245 162V163H244ZM63 163V164H62ZM64 163H65V166H63L64 165ZM113 163H114V165H113ZM198 163V164H197ZM223 163V164H222ZM240 163V164H239ZM248 163V164H247ZM23 163H20V165L21 166H23L24 165ZM95 164H97V165H95ZM128 164V165H127ZM130 164V165H129ZM158 164V165H157ZM208 166H207V165ZM229 164V165H228ZM126 165V166H125ZM165 165H167V166H165ZM183 165V164H182ZM185 165V164H184ZM199 165V166H198ZM201 165V166H200ZM203 165V166H202ZM206 165V167H204ZM232 165V166H231ZM244 165V166H243ZM64 168H63V167ZM113 166H115V167H113ZM118 166H121V168H119ZM129 166V167H128ZM186 166V165H185ZM229 166V167H228ZM128 167V168H127ZM167 167L169 168V169H167ZM184 167V166H183ZM224 167H226L225 168V170L226 171H224V170H221V169H224ZM61 168V169H60ZM104 168H106V169H104ZM116 168V169H115ZM125 168V169H124ZM203 168V169H202ZM214 168H215V170H214ZM103 169H104V171H103ZM107 169H110V170H108L107 171ZM113 169V170H112ZM150 170V172L148 171V175H149V173L152 175H149V176H147V173H146V177H150L149 179H147L144 175V173L145 172H147V171H145V170ZM172 169V170H171ZM173 169H175V170H173ZM207 169V170H208ZM85 170V171H84ZM86 170H89V171H86ZM101 170V171H100ZM126 170V171H125ZM171 170V171H170ZM246 170V171H245ZM41 171V172H40ZM57 171V172H56ZM138 171V172H137ZM140 171V172H139ZM144 173H143V172ZM167 171V172H166ZM220 171V172H219ZM234 171V170H233ZM75 173H76V171H74ZM166 172V173H165ZM171 172V173H170ZM172 172H174L175 174H174V176H173V173ZM181 172V173H180ZM229 172V171H228ZM69 173V175L67 176V174ZM74 173V174H75ZM97 173L100 175H97ZM144 174V175H141V174ZM168 173H170L169 174V176H167L168 175ZM178 173V174H177ZM184 173V174H183ZM217 175H216V174ZM220 173V174H219ZM247 173V174H246ZM73 174V173H72ZM71 174V175H72ZM92 174H95V175H92ZM198 174V173H197ZM253 174V175H252ZM14 175V176H13ZM19 175V176H18ZM90 175V176H89ZM92 175V176H91ZM102 175V176H101ZM119 175V176H118ZM121 175V176H120ZM154 175V176H153ZM176 175H177V177H176ZM186 175V176H185ZM137 176V177H136ZM182 176H184L183 178H181ZM187 176H190V177H187ZM223 176V177H222ZM43 177V178H42ZM49 177V178H48ZM89 177V178H88ZM93 177V178H92ZM102 177V178H101ZM106 177V178H105ZM115 177V179H117ZM143 179H142V178ZM166 177H170L169 179H171L169 182L171 183V186H168V181H167V179L168 178H166ZM186 177H187V179H186ZM75 178H76V180H75ZM105 178V179H104ZM139 178L141 179V180H139ZM151 178H153V179H151ZM178 178V179H177ZM179 178H181V179H179ZM185 178V179H184ZM190 178V179H189ZM248 178H250V179H248ZM42 179V180H41ZM91 179V180H90ZM104 179V180H103ZM121 179H123V178H120V180ZM125 179V178H124ZM157 181H156V180ZM166 179V180H165ZM246 179V180H245ZM17 180V181H16ZM119 180V179H118ZM120 180H119V182H120ZM144 180V181H143ZM149 182H148V181ZM173 180H175L174 182L175 183H177L176 185H174V183H172L173 182ZM182 180V181H181ZM250 180V181H249ZM12 181V182H11ZM40 181V182H39ZM89 181V182H88ZM108 181V180H107ZM134 181V183L133 184H131V182H133ZM142 181V182H141ZM148 183H147V182ZM11 184H10V183ZM138 182V183H137ZM162 182H164V184H165V187H163L164 186V184L162 185ZM248 182H250V183H248ZM0 183V184H1ZM8 183H9V185H8ZM17 183H21L20 184V186H19V184H17ZM74 183V184H73ZM103 183V182H102ZM105 183H107V182H105ZM124 183H126V182H124ZM152 183V184H151ZM169 183V184H170ZM248 183V184H247ZM2 184H1V186H2ZM74 185V186H71V185ZM138 184V185H137ZM156 184V185H155ZM172 184H173V186H172ZM182 184V185H181ZM132 187H131V186ZM152 185V186H151ZM162 187H161V186ZM19 186V187H18ZM137 186V187H136ZM125 187H126V189H125ZM149 187V188H148ZM69 188V187H68ZM69 188V189H70ZM151 188V189H150ZM163 188H165V189H163ZM168 188H170L169 190H168ZM0 189H2V187L0 188ZM13 189H15V192H13L14 190ZM75 189V190H74ZM163 189V190H162ZM178 188H176V191H178L177 190ZM141 190V191H140ZM152 190V191H151ZM175 190V189H174ZM185 190V189H184ZM52 192V193H51ZM156 192V193H155ZM21 193V194H20ZM79 193L81 194V195H79ZM146 193V194H147ZM261 195H259V196H257L255 199L253 198V197H251V198H249V200L250 201H248V202H246L245 203V205H244V203H242V204H238L237 206H235V207H216L215 208V206H216V204H214V205H211V204H196L195 205V207L193 208V209H186L182 214H180V215H178V216H164L163 218H160V219H155V218H153V216H151V215H146V216H139V215H137L136 213H134V215L133 216H131L130 218H127V220L126 219H122L121 221H119L118 219H116L114 216H112V212L113 211H115V209H114V206H111V207H109V206H105L104 208H103V210H101L97 215H96V218H95V221H96V223L93 225V226H88V225H85V227H81V225L79 226V224H78V222L77 221H73V224L74 225H76L74 228L76 229V230H79L80 231V236H79V239H80V241L79 242H75L74 244L73 243H71L72 244V246H78L79 244L81 245L83 242H89L90 240L92 241V242H94L97 238H93V237H98V236H100V234H101V236L103 237V238H99L100 239V241H103L104 240V244L105 245H108V243H109V239H111L110 241H112V239H114L113 240V242H111V243H109V246L110 247H112L114 244V246H115V248L113 249V247L112 248H110L109 246H107V248H109L108 250H109V252L110 253H108V256L110 255V259H112L113 257H112V252H114L115 250L117 251V252H119V253H123V254H116V255H119V256H125V253H126V256L124 257L123 256V258L125 259V261H124V259L123 258H121L120 257V260H123L124 261V263L127 261V258H130L128 261H130V263H127V264H137V263H140L139 261H137L138 260V258H139V255H144L145 253V255H146V257H144V256H142L143 258H148L149 257V253L146 251L145 252V249H147V247H151V246H154L155 244H156V242L159 240V241H163V240H166V237H169V236H171V238L170 239H172V241H178V240H180L179 239V237H181V239H183L182 238V234H183V237H184V235H185V239H190V237H191V239L193 238V239H195V242H196V239H197V243L195 244V246H200L202 249L204 248V250H202V249H200V252L201 253H203L204 252V254H206V252H207V254L205 255V256H207L208 254V256H207V259L205 258V263H203V264H207L208 263V261L210 262V263H208V264H213L215 261V263L214 264H234V263H239V259H241V258H243V261H244V264L246 263V264H257L256 262H259V264H263L264 263V257H263V259H262V256H264V249H262V248H264V247H260L258 244H255L252 248H253V250L256 248V246H257V248H256V250L255 251H253L252 250V248H250V250H248L247 251V248L249 249V247L251 246H249V247H247L246 248V250H243V249H245V248H243V249H238L237 247H239V245H234V243H233V241H232V239H234V242H235V239L237 238V237H239V236H241V237H246L247 236V234L248 233H252V235H250L251 237H252V239H255V238H257V236L259 237V231H258V229L259 228H264V192L262 191V192H259ZM8 194V195H7ZM76 194V195H75ZM84 194V195H83ZM158 194V195H157ZM59 195V196H58ZM61 195H62V197H61ZM78 195V196H77ZM12 197V198H11ZM84 197V198H83ZM158 197V198H157ZM86 199V201L85 200H83V199ZM36 199V200H35ZM58 199H60L62 202H63V200H64V203H62L60 200H58ZM31 202H34L33 203V205H31V206H29L31 203H29V201ZM58 200V201H57ZM41 201V202H40ZM45 201V202H44ZM48 201V202H47ZM58 203H57V202ZM257 201H259L258 202V204H257ZM12 202H16V203H12ZM35 202H39V203H37L35 206H34V204H35ZM42 202H44V204H41ZM29 203V204H28ZM45 203H47V204H45ZM49 203V204H48ZM50 203L52 204V205H50ZM60 203H61V205H60ZM40 204H41V206H40ZM261 204V205H260ZM64 205V206H63ZM261 206V207H260ZM17 207V206H16ZM17 207V208H18ZM27 207H26V209H27ZM200 207V208H199ZM207 208H208V210H207ZM29 209V208H28ZM59 209V210H58ZM111 209V210H110ZM246 209H250V210H252V209H255V214H254V216H252V217H249L247 214H246V212H245V210ZM23 210V211H22ZM65 210V211H64ZM25 211H27V210H25ZM26 213V212H25ZM105 213H106V216L105 217H103V214L105 215ZM108 213V214H107ZM186 213H188V216L186 217ZM244 213V214H243ZM236 214H242L241 216H242V218H241V220H240V222H239V227H235L234 226V223H233V217L236 215ZM206 217H205V216ZM179 216H181V218L179 217ZM150 218V219H149ZM153 218V219H152ZM167 218V219H166ZM172 218V219H171ZM176 218L178 219H180V220H176ZM208 218H209V220H208ZM171 219V220H170ZM183 221H182V220ZM204 219V220H203ZM254 219V220H253ZM156 220V221H155ZM162 220V221H161ZM193 220V221H192ZM207 220V221H206ZM125 221V222H124ZM155 221V222H154ZM158 222V223H157ZM162 222V223H161ZM232 222V225L230 224V223ZM70 223H71V221H70ZM127 223V224H126ZM187 224H188V226H187ZM118 227H117V226ZM182 225V226H181ZM257 225V226H256ZM261 225V226H260ZM190 226H191V228H190ZM195 226H196V228H195ZM79 227V228H78ZM166 227V228H165ZM189 227V228H188ZM194 227V228H193ZM198 227V228H197ZM199 227H200V229H199ZM209 227V228H208ZM129 230H128V229ZM221 228V229H220ZM109 230L108 232H107V230ZM118 229V230H117ZM127 231H126V230ZM178 229H179V231H178ZM183 229V230H182ZM195 229V230H194ZM198 229H199V231H198ZM209 229H210V231H209ZM122 230V231H121ZM190 230V231H189ZM233 230H234V232H233ZM243 230V231H242ZM248 230V231H247ZM253 230V231H252ZM102 231H104L103 233L104 234H102ZM117 232L116 234H119V235H121V233H122V235L124 236L123 238L125 239V237L128 239L127 241H129V240H131L132 242H134V244H131V246H129V245H127V243L125 242V240H124V242H123V240L120 238V241H122V242H119L118 240H117V237L119 236H117L116 234H114V232ZM144 231V232H143ZM198 231V232H197ZM202 231V232H201ZM107 232V233H106ZM126 232V233H125ZM167 232H168V234H169V236H168V234H167ZM191 232V233H190ZM200 232H201V234L203 235V236H207L206 238L205 237H203V236H201V234H200ZM82 233V234H81ZM178 233H179V235H181V236H179L178 235ZM190 233V234H189ZM223 233V234H222ZM109 234H110V237H109ZM111 234H112V236H111ZM114 234V235H113ZM170 234H172V235H170ZM200 234V235H199ZM91 235L93 236V237H91ZM121 235V236H122ZM164 235L166 236L165 237V239H164ZM194 237H196V238H194ZM196 235V236H195ZM199 235V236H198ZM231 235V236H230ZM243 235V236H242ZM254 235V236H253ZM105 236V237H104ZM177 236H179L178 237V240L176 239V240H174L173 238H177ZM189 236V237H188ZM224 236V237H223ZM249 236V237H250ZM113 237V238H112ZM163 238V240H162V238ZM198 237V238H197ZM243 237V238H244ZM159 238V239H158ZM203 238V239H202ZM87 239V240H86ZM94 241H93V240ZM98 239V240H99ZM103 239V240H102ZM156 239V240H155ZM169 239V238H168ZM183 240L182 242L184 243H187L186 241L187 240ZM217 239H219V240H217ZM252 239L250 238V240L252 241ZM213 240H215V241H217V242H215V241H213ZM83 241V242H82ZM97 241V240H96ZM116 243H115V242ZM158 241V242H159ZM218 241H219V243H218ZM232 241V242H231ZM118 242V243H117ZM201 242V243H200ZM206 242V243H205ZM215 242V243H214ZM221 242H223V243H221ZM228 242V243H227ZM230 242V243H229ZM184 243V245L183 246H186V244ZM214 243V244H213ZM221 243V244H220ZM117 244V245H116ZM125 244V245H124ZM136 244V245H135ZM208 244H210L211 245V247H210V245H208ZM217 244H219V245H217ZM224 244V245H223ZM133 245L135 246V247H133ZM160 245V244H159ZM202 245V246H201ZM203 245H205V247H203ZM206 245H207V247H206ZM229 245V246H228ZM233 245H234V247H233ZM162 245H160V247H161ZM222 246H223V248H222ZM228 246V247H227ZM234 248V249H238V251H236V250H234L235 251V253H234V251L233 250H231L232 249V247ZM260 247V249H258L259 247ZM119 247L120 248H122L121 250L119 249ZM133 247V248H132ZM208 247H210L209 249H208ZM214 247H216V248H214ZM229 249L230 248V251L229 250H227V248ZM13 248V252L12 251H10L9 253H7V254H9V256H7V254L5 253V251H3L2 253H3V257L0 259V264L1 263H3V264H11V261L18 255V251H17V249L15 248V247H12ZM11 248V249H12ZM118 248V249H117ZM207 250H206V249ZM212 248H214V250H212L213 251V253H217L216 255H214L212 252H211V250L210 249H212ZM218 248H221V249H223V251H225L224 252V256H225V258H224V256H220L219 255V251H218ZM125 249V250H124ZM224 249H226V250H224ZM121 252H120V251ZM134 251V252H130V251ZM206 250V251H205ZM216 250V251H215ZM240 250V251H239ZM241 250H243L244 252H245V254H246V258H245V255H243L244 254V252H241ZM259 250L261 251L260 253L261 254H263L262 256H261V254L259 253ZM115 251V252H116ZM188 251V250H187ZM210 253H209V252ZM215 251V252H214ZM233 251V252H232ZM38 252V250L36 251V250H34V251H32V253H37ZM189 252V251H188ZM198 252V251H197ZM236 252L237 253H239V252H241L240 254L241 255H243L244 257H241V256H239L238 254H236ZM246 252H248V256H247V253ZM250 252H251V254H252V256L250 255ZM257 253L258 252V257L257 256H255V254L253 255V253ZM263 252V253H262ZM190 253V252H189ZM243 253V254H242ZM38 254V253H37ZM185 254H187L186 252H185ZM232 254V255H231ZM234 254L235 255H238V256H234ZM19 255H20V253H19ZM212 255V256H211ZM213 255L215 256V257H213ZM21 256V255H20ZM130 256V257H129ZM148 256V257H147ZM183 256H184V253H183ZM183 256H180V257H183ZM204 256V257H205ZM234 257V259H236V261L235 260H232L233 259V257ZM259 256L261 257L260 259H259ZM19 257V256H18ZM22 258H24L23 256H21ZM112 257V258H111ZM127 257V258H126ZM141 257V258H142ZM211 257H213V258H211ZM219 257V258H218ZM235 257H237V258H235ZM117 257H115L114 259H116ZM150 258H151V256L149 257V259L147 260V259H144L145 261H143V263L145 264H148L149 262H150ZM153 259H152V262H150V264H155V262H159L160 263V261L162 260L161 258H160V260L158 259L159 257H152ZM184 258V257H183ZM182 258V259H183ZM216 258V259H215ZM2 259H4V260H2ZM118 259H119V257H118ZM132 259V260H131ZM180 260H182L181 258H179ZM214 259H215V261H214ZM219 259V260H218ZM255 259H258V261H256ZM261 259H262V261H261ZM147 260V261H146ZM183 260H185V259H183ZM212 262H211V261ZM247 260H249V261H247ZM119 261V260H118ZM118 261H116L115 260V262H118ZM135 261H137L136 263H135ZM252 261H254V262H251ZM162 262V261H161ZM164 263H162V264H165V261H163ZM202 262H204V261H202ZM202 262H201V264H202ZM207 262V263H206ZM223 262H225V263H223ZM161 264V263H160ZM198 264V263H197ZM200 264V263H199Z\"/></svg>",
  "mask_w": 264,
  "mask_h": 264
},
{
  "label": "bare ground",
  "instance_id": "obj_2",
  "mask_svg": "<svg viewBox=\"0 0 264 264\" xmlns=\"http://www.w3.org/2000/svg\"><path fill=\"white\" fill-rule=\"evenodd\" d=\"M10 1V0H9ZM30 1V0H29ZM28 1V2H29ZM35 1V0H34ZM55 1V3L52 5L51 3H49V4H51V5H49L48 4V6L49 7H45V9H47L49 12H48V14H49V16L51 17V19H52V21H55L57 18H58V16L60 17V14H61V12L60 11H62V9L63 8H61L62 6H66V5H71V1H70V3L68 4H64L65 2H63L62 3V1H61V3L60 4H56V1H59V0H54ZM63 1H65V0H63ZM78 1V0H77ZM84 1V0H83ZM91 1V0H90ZM92 1H94L95 2V4H96V2H97V6H98V0L96 1V0H92ZM106 1V3H107V5H106V7L103 9V11H106L107 13H109V19L107 20V19H105V21H107V23L106 22H103L102 24H100V22H98L99 23V25L96 23H94V22H96V20H94L93 18V20H94V22L92 23V25H94V29H95V31H96V28H98L99 30H100V28H99V26H104V29L105 28H108V32L109 31H111L109 28L111 27V26H108V21L110 20V17H111V19H112V22H113V24L114 25H116L118 28L116 29V31H114V32H112V35L114 36V39L117 41V43H123V36L124 35H126V32H127V34L130 32V30H132V29H130V27H132V26H135V31L134 32H136V33H134V35L133 36H135L134 38H132V39H130V37H133V36H131L130 35V37H127V38H125L124 39V41H129V40H134L135 38L137 39V41H140V44H138V42H137V46H141V47H143V46H149L148 48H153L154 46H155V44H157L156 46H158V47H154L155 49H151L152 51L153 50H155L156 52H157V54H158V57H159V61H162V64L165 62H168L169 61V59H171L172 57H170V56H173V58H176L175 56H177V54H178V52H180L181 51V47H186V43H183L184 42V38H182V35H180V33L182 34H184V31L183 30H185L184 28H181V29H177V26L179 27V25L181 24V23H179V25L177 24V26H176V30L174 29V31H173V29H171L170 31H169V33H167V27H166V24L168 25V23H163L164 22V20L165 21H167V20H169L170 18H172L173 16L171 15V13L169 14V16L171 15L172 17H168V15L166 14V13H168L167 11L168 10H166V11H162V10H160V8H159V10L158 11H162L164 14H162L160 17H161V21H163V22H161L163 25L162 26H164V24H165V26L164 27H166V35H164V36H161L159 39H157L156 38V35L157 34H155L154 35V32L153 33H151L152 31V26L158 21V17H159V15L157 16V18H156V16H153V15H151V16H148L149 14H146L147 12H145V11H143V13L141 14L142 15V18H140V19H138V17H141L139 14V12H141V11H139L138 12V10L141 8V6H140V8H138L137 7V9L138 10H136L135 9V7L136 6H138L137 4L139 3L138 1L137 2H135L136 0H133L134 1V4L132 3L133 1L132 0H124L125 1V5H124V2H123V5L120 3L121 2V0H105ZM171 2L173 1V0H170ZM176 1V0H175ZM183 1H185V0H183ZM212 1H214L215 2V5H213L214 3L212 2ZM219 1V0H218ZM245 1H247V0H245ZM245 1H243V3H245ZM264 1V0H263ZM32 2V1H31ZM30 2V3H31ZM50 2V1H49ZM53 2V1H52ZM60 2V1H59ZM93 2V3H94ZM177 2V1H176ZM193 2H195V0H193ZM258 2V1H257ZM47 3H48V0H47ZM92 3V2H91ZM101 3H105L103 0H102V2ZM145 3V2H144ZM149 3V2H148ZM174 3V2H173ZM216 3H217V1L216 0H196V2H195V4L193 5L195 8H197V7H201V11H205V9L208 7V8H212L213 10H215L216 11V9H218V11H214V12H207L206 11V13L204 14V19L202 18L201 20H203V23H205V25L202 23V22H199V24L201 25V23H202V25H204V28H205V26H206V24H208V27H206L207 29H204L203 31H202V29L203 28H201L202 26H197L196 28H195V30H194V33L197 35L196 37L198 38V39H196L197 41H198V43L202 46V45H204L206 42L205 41H207V39H209V38H211V43L212 42H214V40L212 39V37L213 38H221L222 39V41H220L219 42V40H217V42H219V45L221 46V48H220V46H219V48L220 49H218L217 48V50H214V44L211 46V45H204L203 47L205 48H203L205 51L208 49V52L207 53H209V65H208V67H207V70H206V74H205V76H203L202 78L204 79V80H207L208 82H213V84H216L217 83V78H220L219 80L220 81H223L222 80V77H218L219 76V74H216V72H228V74L226 75V77H225V83L224 84H227V83H232V82H236V84L238 85L235 89L234 88H232V90H230V94L232 93L233 95V97H235L236 96V94H238V92H242L243 93V91H244V87L245 86H250V87H253V89H252V91L254 92V91H256L257 89L255 88L256 86L258 87L259 85L262 87H264V65L262 66V65H260V66H262L261 68L259 67V64L260 63H262V64H264V47H263V45H261L260 43H257V44H252L251 46H247L246 47V52H248L247 54L245 53V50L244 51H242V52H244L245 54L244 55H255L254 57H257V59L258 58H260V60H259V62L260 63H258V61L257 62H255V60H257L256 58H255V60H253L254 62H255V64L254 63H252L251 61L249 62V63H246V64H249L250 65V68H251V64L252 65H254V66H256L257 67V63H258V67L257 68H259V70H261V71H259L258 69V71L260 72V76H259V73H258V76H257V74L254 76V74L253 73H256V71L257 70H255V69H249V65L246 67L245 66V64H244V66L243 65H239V63H237L236 64V62L235 63H231V65H229V63H227V64H224V62H223V60H222V58H225V61H229L230 59L229 58H234V57H236V56H240V55H242V54H240L239 53V49H241L242 47H240L239 49L237 48V47H239V46H243V44L245 43V41L244 40H246L247 38L244 36V29H243V25L240 23V19L238 20V18H240V17H237V20L238 21H232L231 19V22H230V20H228V21H219V22H217L216 23V21L214 20V18L216 19V17L217 18H219V15H220V17L221 16H223L222 14H224V12H221V11H226L227 12V14L228 13H231L230 12V10H231V8H233V6L231 7L230 6V4L228 5V6H226L225 5V7H220V8H218V5L220 4V1H219V3L217 4V6H216ZM247 3V2H246ZM260 3H261V1H260ZM263 3V2H262ZM261 3V4H262ZM12 4V3H11ZM55 4H56V6H55ZM74 4V3H73ZM84 4H86V2H84ZM88 4V3H87ZM211 4V5H210ZM242 4V3H241ZM10 5V4H9ZM69 5V6H70ZM75 5V4H74ZM77 5V4H76ZM81 5H82V3H81ZM89 5V4H88ZM104 4H102V6H103ZM134 5H136V6H134ZM153 5V4H152ZM185 5V4H184ZM236 5V4H235ZM50 6H51V8H50ZM80 6V5H79ZM117 6H119V7H117ZM120 6H122L123 8L122 9H120ZM154 6V5H153ZM183 6V5H182ZM220 6V5H219ZM239 6V5H238ZM256 6V5H255ZM259 6V5H258ZM262 6H264V5H262ZM261 6V7H262ZM36 7V6H35ZM42 7V6H41ZM67 8H68V6H66ZM71 7V6H70ZM69 7V8H70ZM74 7V6H73ZM100 6H98V8H99ZM171 7V9H172V5L170 6ZM243 7V6H242ZM252 7V6H251ZM4 8H5V5H4ZM3 8V9H4ZM30 8V7H29ZM32 8H34V6H32ZM68 8V9H69ZM81 8V7H80ZM79 8V9H80ZM85 8H87V7H84V9ZM116 8H119V9H116ZM149 8V7H148ZM154 8V7H153ZM158 8V7H157ZM177 8V7H176ZM184 8V7H183ZM237 8V7H236ZM240 8V7H239ZM7 9V8H6ZM18 9V8H17ZM39 9V8H38ZM45 9H42V11H40L41 12V14H42V12H44L45 14H46V12L45 11H43V10H45ZM68 9H66V10H68ZM72 9V8H71ZM78 9V10H79ZM91 11H92V9L91 8H89ZM89 9H88V13L90 12L89 11ZM94 9H96V8H94ZM102 9V8H101ZM133 9H135L138 13H136L137 14V18H135V15H134V13H133ZM152 9V8H151ZM161 9H163V8H161ZM170 9V10H171ZM238 9V8H237ZM241 9V8H240ZM25 10V9H24ZM46 10V11H47ZM64 11H65V9H63ZM83 10V9H82ZM98 10V9H97ZM152 10H154V9H152ZM164 10V9H163ZM209 10V9H208ZM234 10V9H233ZM233 10H232V12H233ZM4 11H6V10H4ZM15 11V10H14ZM76 11H77V9H76ZM151 11V10H150ZM157 11V10H156ZM172 11V10H171ZM184 11V10H183ZM235 11H236V9H235ZM234 11V12H235ZM241 11V10H240ZM3 12V11H2ZM26 12V11H25ZM58 12H60V14L58 13ZM63 12V11H62ZM68 13H66V15L67 14H70L69 12H71L70 10L69 11H67ZM85 12V11H84ZM95 12H96V10H95ZM98 12V11H97ZM96 12V13H97ZM153 12V11H152ZM217 12H218V14L219 15H217ZM225 12V13H226ZM239 12V11H238ZM242 12V11H241ZM253 12V11H252ZM257 12V11H256ZM255 12V13H256ZM18 13V12H17ZM35 13V14H34ZM33 14H34V16L35 15H37L36 13V11L34 12ZM75 13V12H74ZM74 13H72V15L74 14ZM76 13H79V12H76ZM86 13V12H85ZM99 13V12H98ZM149 13V12H148ZM153 13H156V12H153ZM208 13V14H207ZM210 13H211V16L213 15L212 13H216V17H213V18H209L210 20V22H211V19H213L214 21V23L212 22V23H207L208 22V19H207V16L209 15L210 16ZM221 13V14H220ZM237 13V12H236ZM236 13H234V14H236ZM261 13H263V12H260V14ZM20 14H21V12H20ZM29 14V16L30 17H28V15H26L28 18H31L32 17V19H36L35 17H33L32 15H31V13L29 12L28 13ZM48 14H46V15H48ZM101 14H102V12H101ZM103 14H105V13H103ZM112 14V15H111ZM114 14V15H113ZM146 14V15H145ZM159 14H160V12H159ZM174 14H175V12H174ZM178 14V13H177ZM187 14V13H186ZM207 14V15H206ZM239 14V13H238ZM241 14V13H240ZM246 14V13H245ZM251 14V13H250ZM10 15V14H9ZM9 15H8V17L4 20V21H2V19L0 20V21H2L3 23L0 25V47H6V46H8V45H10L11 43V40H13V39H15V38H17V36H18V33L20 32V31H18V30H21V28H22V21H20V23H19V18L17 17L18 15H16L15 17H11V15H10V17H9ZM39 15V14H38ZM71 15V14H70ZM83 16V14H80L79 13V15L78 16ZM92 15V14H91ZM183 15V14H182ZM225 15V14H224ZM233 14H228V17L229 18H231L230 16H232ZM262 15H264V14H262ZM41 16V15H40ZM43 16V15H42ZM75 16H77L76 14H75ZM77 16V17H78ZM90 16V15H89ZM107 16V15H106ZM177 16V15H176ZM180 16V15H179ZM227 16V15H226ZM235 16V15H234ZM16 17L18 18V19H16ZM67 17H68V15H67ZM66 17V18H67ZM105 17V16H104ZM107 17V18H108ZM243 17V16H242ZM247 17V16H246ZM259 17V16H258ZM260 17H262V16H260ZM264 17V16H263ZM3 18V17H2ZM28 18L27 19H25L24 18V20L25 21H23V23H25L24 25L25 26H23V27H26V25L28 26V23L26 24V20H28ZM62 18V17H61ZM65 18V17H64ZM63 18V19H64ZM82 18V17H81ZM80 17H78V19L77 20H79V19H81ZM86 18H88V17H86ZM95 18H97V16L95 17ZM99 18V17H98ZM97 18V19H98ZM169 18V19H168ZM23 19V18H22ZM32 19L31 20H28V21H32ZM38 19V18H37ZM48 19H50V18H48ZM54 19V20H53ZM60 19V18H59ZM70 19V18H69ZM71 19H73V17L71 16ZM70 19V20H71ZM91 19V18H90ZM90 19H88V20H90ZM163 19V20H162ZM179 19V18H178ZM185 18H183V20H184ZM224 19H226V18H224ZM236 19V18H235ZM243 19H245L244 17H243ZM261 19H263V18H261ZM99 20H103V19H101V18H99ZM155 20H156V22H155ZM171 20V19H170ZM174 20H177L176 18L174 19ZM207 20V21H206ZM217 20V19H216ZM246 20L248 21V20H250V21H252L253 22V19L250 17V16H248L247 18H246ZM42 21V20H41ZM43 21H45V20H43ZM42 21V22H43ZM58 21V22H57ZM57 21H56V23L55 24H57V23H59L60 21L57 19ZM68 21V20H67ZM66 21V22H67ZM81 21V20H80ZM79 21V22H80ZM179 21V20H178ZM198 21H199V18H198ZM242 21V20H241ZM245 21V20H244ZM264 21V20H263ZM37 22H38V20H37ZM36 21H35V23H37ZM62 22V21H61ZM76 22V21H75ZM78 21H77V23H79ZM85 22H86V20H85ZM155 22V23H154ZM181 22V21H180ZM246 22V21H245ZM249 22V21H248ZM247 22V23H248ZM255 22H256V20H255ZM30 23V22H29ZM34 23V24H35ZM161 23H160V25H161ZM258 23V22H257ZM260 23V22H259ZM39 24V23H38ZM48 24H50V22H49V20H48V23H47V27L45 26V25H43V26H45V28H49L48 27ZM51 24H53V22L51 23ZM62 24V23H61ZM71 24V23H70ZM80 24V23H79ZM79 24H77V25H79ZM89 24V23H88ZM87 24V25H88ZM112 24V23H111ZM157 24V23H156ZM155 24V25H156ZM255 24V23H254ZM253 24V25H254ZM261 24V23H260ZM264 24V23H263ZM262 24V25H263ZM32 25V24H31ZM54 25V24H53ZM58 25H60V23L59 24H57V26ZM66 25H68L67 23H66ZM74 24H72V26H73ZM90 25V24H89ZM106 25V26H105ZM110 25V24H109ZM159 25V27L161 28L162 26H160ZM173 25V24H172ZM197 25V24H196ZM251 25V24H250ZM256 26H257V24H255ZM262 25H261V27H262ZM36 26V25H35ZM39 26V25H38ZM71 26V27H72ZM98 26V27H97ZM102 26V27H103ZM113 26V25H112ZM248 26V25H247ZM31 27H34V26H31ZM54 27V26H53ZM68 27L70 28V26L68 25ZM74 27V26H73ZM73 27H72V29H73ZM79 27H81V24L79 25ZM85 27H86V25L84 26V29H85ZM88 27V26H87ZM86 27V29H85V31H87V29H88V33H90V34H88V33H86V35L88 34V35H90L89 36V38L92 36V33L90 32V30H89V27L87 28ZM173 27H175V26H173ZM57 28V27H56ZM60 28H62V27H60ZM90 28H91V25H90ZM130 30H129V29ZM133 28V27H132ZM162 28V29H163ZM244 28H246V27H244ZM249 28V27H248ZM264 28V27H263ZM26 29H30V27L28 26V28H26ZM34 29V28H33ZM32 28L30 29V30H33ZM50 30L52 29V28H49ZM111 29H112V27H111ZM113 29H115V27L113 28ZM162 29H161V31H162ZM183 29V30H182ZM247 29V28H246ZM245 29V30H246ZM22 30H24L23 28H22ZM49 30V31H50ZM53 30V29H52ZM107 29H105V31H106ZM227 30V31H226ZM231 30H233L234 31V33H233V31H231ZM37 31H38V29H37ZM74 31L76 32V33H74L73 31H71V32H73L74 34H71V35H74L73 37H75V35L77 34V33H79V32H77V30H75V28H74ZM81 32L83 31V30H80ZM84 31V32H85ZM92 31V30H91ZM95 31H93L94 32V34L96 35V37H94L95 38V40H97L98 39V37L97 36H99L100 37V34L98 33V32H96L95 33ZM101 31H104V30H102L101 29ZM104 31V32H105ZM158 31H160V30H158ZM158 31L156 32V33H158ZM160 31V32H161ZM183 31V32H182ZM186 31H187V29H186ZM185 31V32H186ZM249 31V30H248ZM263 31V30H262ZM23 32V31H22ZM25 32V31H24ZM30 32V31H29ZM28 32V33H29ZM32 32V31H31ZM36 32V31H35ZM34 32V33H35ZM39 32V34H40V31H38ZM79 33V36H81V38L78 36V34L76 35V39H77V36L80 38V39H82L83 37H85V34L84 33ZM108 32H106V33H108ZM162 32H164V30L162 31ZM161 32V33H162ZM229 32H232V34H230ZM8 33H9V35H8ZM27 33V32H26ZM44 33V32H43ZM57 33V32H56ZM101 33H103V32H101ZM105 33V35H103L102 34V38H103V36H104V38H105V36H108L107 34ZM130 33H132V32H130ZM129 33V34H130ZM160 33V34H161ZM207 34V36H206V34ZM246 33H248V32H246ZM250 33V32H249ZM253 33H255L254 31H253ZM31 34V33H30ZM69 34V36H71ZM81 34H84V35H81ZM136 34V35H135ZM159 34V35H160ZM205 34V35H204ZM20 35V34H19ZM35 35V34H34ZM66 35H68V34H66ZM87 35V36H88ZM109 35H110V33H109ZM202 35H204V36H202ZM211 37H210V36ZM249 35V34H248ZM252 35V34H251ZM27 36V35H26ZM86 36V37H87ZM158 36V35H157ZM185 36V35H184ZM183 36V37H184ZM223 38H222V37ZM253 36V35H252ZM34 37V36H33ZM39 37V36H38ZM63 37V36H62ZM61 37V38H62ZM73 37H72V39H73ZM85 37V38H86ZM100 37V38H101ZM123 37V38H122ZM186 37V36H185ZM204 37V38H206V40H203L202 38ZM209 37V38H208ZM255 37V36H254ZM41 38V37H40ZM64 39H60L61 41H63V40H65V38H66V36H64L63 37ZM79 38H78V41L76 42H73V43H75V44H78V43H80L79 42ZM84 38V39H85ZM100 38H99V40H97V42H99L100 41ZM102 38H101V40H102ZM129 38V39H128ZM155 38V39H154ZM165 38V39H164ZM251 38V37H250ZM11 39V40H10ZM19 39H22V38H20V36H19ZM27 39V37L24 39V40H26ZM30 39V41L33 39H31L30 37H28V40ZM43 39V38H42ZM42 39H41V42H42ZM47 39V38H46ZM46 39L44 38L43 40H45V41H43V42H46ZM106 39L107 38H105L104 40V42H106ZM135 39V40H136ZM164 39V40H163ZM183 39V40H182ZM200 39H202V40H200ZM224 39V40H223ZM9 40H10V42H9ZM34 40H35V38H34ZM34 40H32V41H34ZM38 40H39V38H38ZM53 40V39H52ZM52 40H51V42H52ZM54 40H56V38L54 39ZM60 40H58L59 42H60ZM87 40V44H88V48L92 45V43L94 42H92V39L90 40V39H86ZM110 40H112L111 38H110ZM163 40V41H162ZM249 40H251V39H249ZM18 41V40H17ZM17 41L15 40V43H16V45H17ZM20 41V40H19ZM19 41H18V43H19ZM57 41V42H58ZM81 42L83 41V40H80ZM85 41V40H84ZM183 41V42H182ZM224 41V42H223ZM47 42H50V40H48ZM47 42L46 43H44L45 45L47 44ZM55 42V41H54ZM53 42V43H54ZM57 42H55V44H53V46L54 45H56V44H58L59 45V43H57ZM97 42H94L93 43V45H95ZM207 42H209V41H207ZM215 42H216V40H215ZM217 42H216V45H217ZM221 42H223V45H222V43ZM242 42H243V44H242ZM247 42V41H246ZM29 44H30V42H28ZM27 43V44H28ZM32 43V42H31ZM37 43V42H36ZM40 43V42H39ZM62 43V42H61ZM60 43V44H61ZM65 43V42H64ZM68 43V42H67ZM66 43V44H67ZM101 43H102V41H101ZM100 43V44H101ZM107 43V42H106ZM129 43V42H128ZM21 44V43H20ZM25 44V43H24ZM28 44V45H29ZM50 44H52V43H50ZM82 44V43H81ZM84 44H86L85 42H84ZM83 44V45H84ZM104 44V43H103ZM124 44V43H123ZM153 44H154V46H153ZM247 44H249L248 42H247ZM12 45V44H11ZM35 45V44H34ZM57 45V46H58ZM65 45V44H64ZM63 45V46H64ZM130 45V44H129ZM128 45V46H129ZM245 45V44H244ZM250 45V44H249ZM47 46L49 47V45L47 44ZM46 46V47H47ZM52 46V45H51ZM69 47L71 46L72 47V45H71V43L68 45ZM76 46V45H75ZM79 46H81V45H78V47ZM87 46V45H86ZM102 46V45H101ZM127 45H126V47H128ZM218 46V45H217ZM29 47V46H28ZM45 47V48H46ZM47 47V48H48ZM132 47H136V46H132ZM190 47V46H189ZM222 47H223V49H222ZM238 49L237 51H236V48ZM58 48H60V47H58ZM57 48V49H58ZM75 48H77V47H75ZM75 48H69V49H67V51H62L61 49L58 51L56 48H55V53L53 54V56L56 58V59H58V60H60V61H65L66 63H67V65H66V67L69 65L70 67H71V69H64V70H66V73H67V71H70V74H71V76H76V77H78V79L76 80L75 78L76 77H74V79L78 82L79 81V76H78V73H76L77 75H72V73L71 72H73V71H77V69H79V68H77V67H82V65L81 64H79V66L77 65V67H75L74 66V64L76 63V61H79V60H77V58H75V57H77V56H75V55H73V53L72 52H74V54H75ZM81 48H83L82 46H81ZM80 47H79V49H81ZM91 48V47H90ZM93 48V47H92ZM95 48V47H94ZM97 48V47H96ZM100 47H99V45H98V48L96 49V50H98ZM181 48V49H180ZM7 49H8V47H7ZM19 49H20V47H19ZM34 49V48H33ZM87 49V48H86ZM101 49V48H100ZM124 50L126 49L127 50V48H123ZM140 49V48H139ZM146 49V48H145ZM145 49H143V50H145ZM216 49V48H215ZM222 49V50H221ZM36 50V49H35ZM47 50H50V48L49 49H47ZM78 50V49H77ZM76 50V51H77ZM119 50V49H118ZM121 50V49H120ZM119 50V53H121V55H123L122 54V50L120 51ZM125 50V51H126ZM135 50V49H134ZM142 50V49H141ZM142 50V51H143ZM242 50V49H241ZM1 51V50H0ZM34 51V50H33ZM31 51V49H25V50H22L21 51V49L20 50H12L11 52H10V54H9V56L11 55V58H10V61L8 62V64H11L12 65V67H13V65H19V66H21L22 67V65H26V64H32V62H37V63H39V62H43V63H41V64H44L45 66L47 65V64H49L48 62H44L43 61V59H42V57L44 56V54H45V52H46V49H42V50H38V51ZM137 50H135V52H136ZM141 51V52H142ZM155 51H153L154 53H156ZM221 51V52H220ZM2 52V51H1ZM3 52H4V50H3ZM6 52V51H5ZM49 52V51H48ZM139 52V51H138ZM148 50H146L145 51V53H146V55L148 54ZM152 52V54L150 55V57L152 56V55H155L154 53ZM174 52H176V53H174ZM8 53H9V51H8ZM143 53V52H142ZM142 53L141 54H138V56H142ZM145 53H144V58L143 59H145V57H148V55L147 56H145ZM226 53V54H225ZM250 53H252V54H250ZM36 54V55H35ZM87 54V53H86ZM85 54V55H86ZM91 54H94V56L96 55V53H91ZM91 54H89V58H93V60L95 59V57L93 56H90ZM125 54V53H124ZM172 54V55H171ZM196 54V53H195ZM0 55H1V53H0ZM78 55H81V53L80 54H78ZM84 55V56H85ZM88 55V54H87ZM127 55V51H126V54L125 55H123L122 57H125ZM189 55V54H188ZM192 55H193V53H192ZM46 56H47V54H46ZM98 55H96V58H98V57H100V56H98ZM178 56H180V55H178ZM253 56L251 57V58H253ZM0 57H2V56H0ZM4 57V56H3ZM5 57H6V59L8 58L7 56H6V54H5ZM116 57V56H115ZM121 57V56H120ZM143 57V56H142ZM153 57V56H152ZM109 58V57H108ZM117 58H118V60H117ZM154 58V57H153ZM239 58V57H238ZM3 59V58H2ZM6 59H4V60H6ZM9 59V58H8ZM7 59V60H8ZM54 58H52V60H53ZM80 59V58H79ZM81 59H82V57H81ZM91 59H90V61H91ZM123 59H125V58H123ZM136 59H138V60H136L137 61V63H138V65H139V60L141 59V57H140V59L139 58H136ZM147 59V58H146ZM155 59H157V56H155ZM248 59V58H247ZM3 60V61H4ZM49 60V59H48ZM51 60V59H50ZM49 60V61H50ZM105 60H106V58H105ZM104 60V61H105ZM113 60L115 61H117V62H122V60L121 59H119V57H116V58H113ZM121 60V61H120ZM126 60V59H125ZM132 60V59H131ZM222 60V61H221ZM88 61V60H87ZM96 60H94L93 62H95ZM101 61V63H104V61H103V58H102V60H100ZM100 61L98 62V63H100ZM103 61V62H102ZM132 61H134V60H132ZM143 61V60H142ZM241 61V60H240ZM239 61V62H240ZM51 62V61H50ZM84 62V61H83ZM97 62V61H96ZM141 62V61H140ZM146 62V61H145ZM4 63H5V61H4ZM4 63H3V67H4ZM58 63L59 62H57V66H59L58 65ZM62 63V62H61ZM64 63V62H63ZM62 63V65H64ZM65 63V64H66ZM86 63V62H85ZM85 63H83V64H85ZM134 63H136V62H134ZM241 64H242V61L240 62ZM8 64L7 65H5V66H8ZM111 64V63H110ZM109 64V65H110ZM130 64V63H129ZM146 64H147V62H146ZM161 64V63H160ZM159 64V65H160ZM33 65H35V64H33ZM49 65H51V64H49ZM53 65V64H52ZM123 65H124V63H123ZM134 65H136V64H134ZM140 65H141V63H140ZM140 65H139V67H138V70H139V68H142V67H140ZM18 66V67H19ZM27 66V65H26ZM37 66L38 65H36V68H37ZM48 66V65H47ZM68 66V67H69ZM108 66V64L105 66V67H107ZM125 66V65H124ZM128 67H130V65H127ZM132 66H133V64H132ZM137 66V65H136ZM135 66V67H136ZM2 66H1V68H3ZM11 67V68H12ZM39 68H41L42 67V65L41 66H38ZM44 67V66H43ZM42 67V68H43ZM55 67V66H54ZM75 67V69L76 70H74L73 68ZM112 67H113V69H114V71L112 72L113 74L111 75L112 77V82L114 83V86L116 87H113V89L111 88L110 89V86H109V89L110 90H108L107 91V89H105L106 91H107V95L108 96H106L107 98H106V100L107 101H110V102H114L113 100H114V98H116L118 95H119V97L121 96L120 95V91L117 89L119 86L121 87V89L120 90H122V92L124 91L123 89L126 87V82H125V80L128 82V77H126L127 75H129L128 73H125V72H123V70H122V68L121 67H114L113 65H112ZM112 67H111V69L110 70H112ZM128 67H127V69H128ZM134 67V66H133ZM156 67H159V66H156ZM10 68V67H9ZM29 68V67H28ZM27 68V69H28ZM31 68V67H30ZM38 68V69H39ZM57 68V67H56ZM63 68H64V66H63ZM93 68V67H92ZM110 68V67H109ZM144 68V67H143ZM159 68H161V66L159 67ZM171 68V67H170ZM252 68H254V67H252ZM4 69V68H3ZM17 69V68H16ZM16 69H15V71H16ZM21 69V68H20ZM26 69V68H25ZM34 70H35V68H33ZM101 69V68H100ZM103 69V68H102ZM127 69H125V70H127ZM172 69H174L173 67H172ZM175 69H177V67L175 68ZM6 70V69H5ZM22 70H24V69H22ZM44 70H46V69H44ZM44 70H42V71H44ZM55 70V69H54ZM83 70V69H82ZM107 70V69H106ZM158 70V69H157ZM249 70H250V74H251V76L249 75ZM253 72H252V71ZM6 71H9L8 69L6 70ZM15 71H13V72H15ZM59 71V70H58ZM84 71H87V69L86 70H84ZM104 71V70H103ZM129 71H133V72H135L134 70H129ZM191 71V70H190ZM196 71H199V68L198 69H196ZM255 71V72H254ZM257 71V72H258ZM18 73H19V70L17 71ZM98 72V71H97ZM127 72V71H126ZM142 71H140V73H141ZM248 72V73H247ZM252 72V73H251ZM0 73H1V71H0ZM17 73V74H18ZM38 73L41 75V73H40V71H36L35 70V74L36 75H38ZM46 73H48V71L46 70ZM53 73V72H52ZM64 73V72H63ZM69 73V72H68ZM67 73V76L68 75H70V74H68ZM74 73V72H73ZM74 73V74H75ZM90 73V72H89ZM104 73H105V71H104ZM144 74H145V72H143ZM181 73H182V71H181ZM230 73V74H229ZM7 74V73H6ZM20 74V73H19ZM60 74V73H59ZM85 74V73H84ZM126 74V75H125ZM161 73H159V75H160ZM226 74V73H225ZM4 75V74H3ZM2 75V76H3ZM8 75V74H7ZM14 75V74H13ZM32 75V74H31ZM44 75V74H43ZM61 75V74H60ZM90 75V74H89ZM138 75V74H137ZM162 75V74H161ZM217 75V76H216ZM221 75V74H220ZM10 76V75H9ZM16 76V75H15ZM29 76V75H28ZM39 76V75H38ZM46 76V75H45ZM52 76V75H51ZM71 76H69L70 78H71ZM92 75H90V77H91ZM103 76H104V74H103ZM107 77L109 76V73H108V75H106ZM146 76V75H145ZM18 77V76H17ZM29 77H31V76H29ZM61 77V76H60ZM113 77H114V79H113ZM134 77V76H133ZM205 77V78H204ZM2 80H3V78L2 77H0ZM18 78H20V76L18 77ZM21 78H22V76H21ZM24 78H25V76H24ZM35 78L37 79V77L35 76ZM46 78V77H45ZM62 78V77H61ZM67 78V77H66ZM86 78V77H85ZM84 78V79H85ZM92 78H94V77H92ZM102 78V77H101ZM104 78V77H103ZM137 78V77H136ZM146 78V77H145ZM159 78V77H158ZM42 79V78H41ZM40 79V80H41ZM48 79V78H47ZM50 79V78H49ZM52 79V78H51ZM105 79V78H104ZM153 79V78H152ZM170 79V78H169ZM179 79V78H178ZM183 79H186V78H183ZM217 79V80H216ZM9 80V79H8ZM7 80V81H8ZM35 80V79H34ZM44 80V79H43ZM94 80V79H93ZM137 80V79H136ZM155 80H157L156 78H155ZM200 80V79H199ZM198 80V81H199ZM30 81V80H29ZM50 81V83L46 80H44V81H40V82H38L37 81V85H33V84H31L30 86H32L33 85V87H35V86H37V87H35V89L33 88V90H34V101L33 102H36L38 99H47V102H49L48 100L49 99H51L52 101H54V99L56 98V99H59V98H57V97H59V91H60V89H59V91L58 92H54L56 89H55V86L54 85H52L51 84V80H49ZM67 82H68V80H66ZM104 81V80H103ZM142 81V80H141ZM158 81H160V79L158 80ZM166 82H167V80H165ZM171 81V80H170ZM174 81V80H173ZM21 82H22V79H21ZM26 82V81H25ZM31 82V81H30ZM63 82V81H62ZM64 82H65V79H64ZM81 82V81H80ZM155 82H157V81H155ZM172 82V81H171ZM201 82V81H200ZM0 83H2V82H0ZM28 82H26V88H28V84H27ZM36 83V82H35ZM59 83V82H58ZM72 83V82H71ZM71 83H69V85L72 87V88H74L73 90L75 91V87H77V85L75 86V87H73V85H71ZM79 83V82H78ZM102 83V82H101ZM126 83V84H125ZM188 83V82H187ZM203 83V82H202ZM202 83H199L198 84V82H197V86H199L198 88H199V90H200V88L201 87H203V86H200V85H202ZM3 84V83H2ZM4 84H5V82H4ZM12 84H14V82L13 83H11V85ZM22 84V83H21ZM21 84H20V86H21ZM67 84V83H66ZM66 84H65V86H64V90H65V88H66ZM131 84V83H130ZM129 84V86L131 87L132 85H130ZM143 84V83H142ZM141 84V85H142ZM159 84V83H158ZM162 84V83H161ZM193 83H191V85H192ZM194 84H196V82H194ZM193 84V85H194ZM212 84V83H211ZM212 84V85H213ZM59 85H61V84H59ZM58 85V86H59ZM68 85V84H67ZM80 86H82L81 85V83L79 84ZM86 85V84H85ZM106 86H107V84H105ZM104 85V86H105ZM111 85H113V84H111ZM157 85V84H156ZM165 85V84H164ZM167 86H168V84H166ZM7 87V88H5V89H8L9 88V86H7V85H4V87ZM19 86V87H20ZM29 86V87H30ZM101 86H103V85H101ZM103 86V87H104ZM105 86V87H106ZM128 86V85H127ZM160 86V85H159ZM196 86V85H195ZM259 86V87H260ZM3 87V88H4ZM13 87V86H12ZM23 87H24V85H23ZM83 87H84V85H83ZM122 87H124L123 89H122ZM145 87V86H144ZM205 87V86H204ZM207 87H209V86H207ZM206 87V88H207ZM262 87V88H263ZM22 88V87H21ZM25 88V87H24ZM36 88H39V89H36ZM59 88V87H58ZM70 88V87H69ZM69 88H66L67 90L69 89ZM72 88L70 89V91L72 90ZM79 88V87H78ZM85 88H87L86 86H85ZM91 88L92 87H89V90H91ZM107 88V87H106ZM197 88V89H198ZM216 88V87H215ZM215 88L213 89V92L210 94V95H215V96H212L211 98H212V103H214V104H212V105H214L212 108H208L207 107V104L205 103V102H207V99H206V101H205V99H203V97H202V99L203 100H200L199 101V99H198V102H197V99L195 98V97H192L193 99L195 98L196 100V102L197 103H199L198 105H197V103L195 102V104L197 105H195V109L197 108V110H196V112L193 110V114H195V117H198L199 119H197V124H195V123H193V122H186L185 123V121H182L185 125H184V130L185 129H187L188 130V133L190 134V135H194V134H197V132H199V130H200V127L203 125V127H205L208 123H218V124H227V122H228V124H230L229 123V120H227V119H231V120H236V122H238L237 121V119H234L233 118V115L231 116V118H225L226 116H227V109L229 108V105H232L233 103H231V104H229V100L230 99H228V98H230L231 97V99H232V102H233V98H232V96H230V97H228L227 95H230L229 93L226 95V96H222V97H220V94H219V96H216V95H218V92H216V90H215ZM227 88H229V87H227ZM55 89V90H54ZM102 88L100 87V90H101ZM103 89V90H104ZM116 89H117V91H116ZM136 89V88H135ZM134 89V90H135ZM195 89H196V87H195ZM194 89V90H195ZM222 89H225V87H223ZM234 89V90H233ZM255 89V90H254ZM2 89H0V92H2V93H5V91L3 92V91H1ZM11 90V89H10ZM9 89H8V91H10ZM16 90H18L17 91V93L19 92L20 93V91H19V88L18 89H16ZM16 90H14L15 92H16ZM30 90V89H29ZM66 90V91H67ZM80 90V89H79ZM82 90V89H81ZM84 90V89H83ZM87 90V89H86ZM88 90V91H89ZM93 90V89H92ZM186 90V89H185ZM184 90V91H185ZM7 91V90H6ZM13 91V90H12ZM11 91V92H12ZM14 91H13V93H14ZM26 91V90H25ZM24 91V92H25ZM30 91H32V89L30 90ZM29 91V92H30ZM73 91V92H74ZM172 91H174V90H172ZM172 91H171V94H172ZM193 91V90H192ZM229 91V90H228ZM231 91H233V92H235V93H233V92H231ZM251 91V93H253ZM61 92H62V90H61ZM63 92H65V91H63ZM76 92L77 93H79L77 90H76ZM83 92V91H82ZM82 92L80 91V93L82 94ZM85 92V91H84ZM109 92V93H108ZM125 92V91H124ZM128 92V91H127ZM135 92V91H134ZM151 92V91H150ZM170 92V91H169ZM198 92V91H197ZM197 92H195L196 94H197ZM223 92H225V90H222V93ZM240 92V93H241ZM9 93V92H8ZM12 93V94H13ZM71 93V92H70ZM80 93L79 94H77V95H79L80 96ZM138 93V92H137ZM136 93V94H137ZM155 93V92H154ZM185 93H186V91H185ZM184 93V94H185ZM199 93H201L200 91H199ZM1 94V93H0ZM21 94V93H20ZM29 94V93H28ZM27 94V95H28ZM59 94V95H58ZM65 94V93H64ZM64 94H62L61 93V95H64ZM122 94V93H121ZM126 94V93H125ZM170 94V95H171ZM179 94V93H178ZM178 94H176V95H178ZM190 94H191V92H190ZM194 94V93H193ZM195 94V95H196ZM250 94V93H249ZM4 95V94H3ZM6 95V97H8V95H7V93L5 94ZM5 95H4V97H5ZM24 95V94H23ZM23 95H21V96H23ZM58 95V96H57ZM76 95V96H77ZM92 95V94H91ZM103 95V94H102ZM145 95H146V93H145ZM181 94H179V96H180ZM197 95H199V94H197ZM246 95H248V94H246ZM251 95H253V94H251ZM25 97L24 98H26L27 96L26 95H24ZM66 96V95H65ZM69 96V95H68ZM172 96V95H171ZM175 96V95H174ZM179 96H177L178 98H179ZM186 96L188 97V95L186 94ZM186 96L184 95V97L186 98ZM205 96V95H204ZM248 96H250V95H248ZM9 97H11V99L12 100H6V101H0V147L2 146L1 145V143H2V141L4 140V139H7V138H9V136L11 135V133H13V132H15V133H18L19 135H25V136H29L30 138H33V136H34V140H36L35 138H36V135H33V132L35 131V129L36 130H38V128L34 125V129L32 128H30L29 126V124L26 122H24V120L23 121H21L22 119L21 118H19V117H17V119H20V120H17V121H15V123H13L12 121H10V117H11V111H10V108H11V106H12V103L10 102V101H13V95H11V93L9 94ZM14 97H16L15 95H14ZM73 97V96H72ZM119 97H117L116 99H118ZM123 97H125V95L123 96ZM133 97V96H132ZM191 96H189V98H190ZM214 97H217V98H214ZM218 97H220V98H218ZM246 97V96H245ZM244 97V98H245ZM18 97H16V99H17ZM32 98V97H31ZM65 98V97H64ZM69 98V97H68ZM67 98V100H70V99H68ZM81 98V97H80ZM145 98V97H144ZM177 98V99H178ZM200 98V97H199ZM239 98V97H238ZM258 98V97H257ZM8 99H10V98H8ZM77 99V98H76ZM120 99H122V96L120 97ZM138 99V98H137ZM150 99V98H149ZM164 99H167V98H164ZM176 99V100H177ZM187 99V98H186ZM193 99H191V100H193ZM237 99V98H236ZM241 99H243V98H241ZM3 100V99H2ZM18 100V99H17ZM20 100V99H19ZM26 100V99H25ZM31 99L29 98V101H30ZM61 100V99H60ZM95 101H96V99H94ZM97 100H99V99H97ZM124 99H122V101H123ZM173 100V99H172ZM179 100V99H178ZM210 100V99H209ZM235 100V99H234ZM21 101V100H20ZM28 101V100H27ZM116 101V100H115ZM61 102H63V98H62V101ZM61 102H60V104H61ZM73 102V101H72ZM77 102H79V101H77ZM94 102V101H93ZM258 102V101H257ZM13 103H15V101H13ZM23 103V102H22ZM21 103V104H22ZM38 103V107L41 109L43 106L42 105H44L45 106V104H43V103H46V102H42L41 104H39L40 102H37ZM55 103H56V100H55ZM64 103L65 104H67V102L66 101H64ZM64 103H63V105H59V106H62L63 108L65 107V105H64ZM71 103V102H70ZM84 103H85V101H84ZM130 103V102H129ZM259 103H260V101H259ZM19 104V103H18ZM69 104V103H68ZM77 104H79V103H76V105ZM81 104V103H80ZM79 104V106H80V108H81V105ZM94 104V103H93ZM113 104V103H112ZM115 104H117V103H115ZM159 103H157V105H158ZM181 104V103H180ZM193 104V103H192ZM209 104V103H208ZM255 104H256V102H255ZM23 105V104H22ZM48 105H51L50 103L48 104ZM124 105V104H123ZM163 104H161V106H162ZM171 105V104H170ZM182 105H183V103H182ZM181 105V106H182ZM191 105V104H190ZM194 105V104H193ZM233 105H235V104H233ZM240 105V104H239ZM33 106V105H32ZM42 106V107H41ZM47 106V105H46ZM45 106V107H46ZM69 106H70V104H69ZM94 106H97L98 107V105H97V103H95L94 104ZM114 106V105H113ZM139 106V105H138ZM185 106V105H184ZM189 106V105H188ZM210 106V105H209ZM236 106H237V104H236ZM235 106V107H236ZM242 106V105H241ZM240 106V107H241ZM249 106H251V105H248V106H246V104H244L243 105V107H246V112H245V110H244V112L245 113H247L248 114V112H249V110L251 109H255L254 108V104H253V106H251V107H249ZM258 106H260V105H258ZM257 106V107H258ZM262 106V108L264 109V105H261ZM33 107H36L35 106V104H34V106ZM49 107V106H48ZM47 107V108H48ZM55 107V106H54ZM83 107V106H82ZM129 107V106H128ZM127 107V108H128ZM139 107H141V106H139ZM166 107H168L167 106V102H166ZM165 107V108H166ZM183 107V106H182ZM187 107V106H186ZM192 107V106H191ZM194 107V106H193ZM249 107V108H248ZM29 108V107H28ZM44 108V107H43ZM62 108V109H63ZM98 108H100V107H98ZM163 109H165L164 107H162ZM231 108V107H230ZM229 108V109H230ZM247 108H248V110H247ZM31 109H33V108H31ZM35 109V108H34ZM37 109V108H36ZM39 109V110H40ZM66 109V108H65ZM82 109V108H81ZM96 109V108H95ZM130 109V108H129ZM187 109V108H186ZM189 109V108H188ZM192 109H194V108H192ZM235 109V108H234ZM236 109H237V107H236ZM236 109H235V111H236ZM242 109V108H241ZM244 109V108H243ZM257 109V108H256ZM38 110V111H39ZM48 110V109H47ZM47 110H45V112L47 111ZM50 110V109H49ZM49 110L47 111V112H49ZM78 110V109H77ZM121 110L123 111V109L121 108ZM125 110H127L126 108H125ZM125 110H124V112H122L123 114H125ZM167 110V109H166ZM169 110H171L170 108H169ZM238 110V109H237ZM250 110V111H251ZM258 110V109H257ZM262 110V109H261ZM100 111V110H99ZM103 111H105V110H101L99 113H103L102 115H104V117H105V114H106V112H105V114H104V112ZM119 111V110H118ZM172 111H177V107L176 108H174V110H172ZM189 111H191V109L189 110ZM188 111V112H189ZM232 111H234V110H232ZM239 111V110H238ZM237 111V112H238ZM248 111V112H247ZM255 112H256V110H254ZM263 111V110H262ZM30 112H32V111H30ZM41 112H43L44 113V111H41ZM108 112V115H109V111H107ZM110 112H112L111 110H110ZM153 112V111H152ZM240 114H238V115H240V118H241V116H242V113H243V111L242 110H240ZM255 112L253 113V112H251L250 114H251V116H252V114L253 115H255ZM259 112V111H258ZM257 112V113H258ZM261 112V111H260ZM264 112V111H263ZM40 113V112H39ZM132 113V112H131ZM233 112H231V114H232ZM245 113H243V114H245ZM13 114V113H12ZM31 114H33V113H31ZM30 114V115H31ZM100 114V115H101ZM112 114H113V112H112ZM112 114L110 113V116H107V117H109V118H113V116H114V114H113V116H112ZM153 114H155L154 112H153ZM190 114L191 115H193L192 114V112H190ZM234 114V113H233ZM250 114H249V116H250ZM264 114V113H263ZM262 114V115H263ZM92 115V114H91ZM115 115H116V113H115ZM120 115V114H119ZM126 115V114H125ZM160 115H162V114H160ZM159 115V116H160ZM170 114L168 113V112H166V113H164V115H162L163 117H160V119L161 118H164V119H166L167 118V116H169ZM190 115V117H191V119H193L192 118V116ZM197 115V116H196ZM246 115V114H245ZM29 116V115H28ZM83 116V115H82ZM112 116V117H111ZM155 116V115H154ZM234 116H235V114H234ZM250 116V117H251ZM256 116H257V114H256ZM260 116V115H259ZM24 117V116H23ZM25 117H26V115H25ZM74 117V116H73ZM129 117V116H128ZM128 117L126 118V116H124V123L126 124V122H125V120H127L128 119ZM144 117V116H143ZM170 117H172V116H170ZM189 117V118H190ZM243 117H244V115H243ZM249 117V118H250ZM262 117V116H261ZM264 117V116H263ZM102 118H103V116H102ZM142 118V117H141ZM226 120H225V119ZM238 118H239V116H238ZM25 119V118H24ZM123 120L122 119V117L121 118H119L118 120ZM136 119V118H135ZM152 119V118H151ZM42 120H43V118H42ZM101 120V119H100ZM112 120H114V118L112 119ZM112 120H110V121H112ZM144 120V119H143ZM142 120V121H143ZM175 120H177L176 118H175ZM243 120V119H242ZM245 120V119H244ZM251 120V119H250ZM128 121V120H127ZM145 121H147V120H145ZM258 121V120H257ZM62 122V121H61ZM113 122H115V120L113 121ZM136 122V121H135ZM149 123L151 122V121H148ZM165 122V121H164ZM168 122V121H167ZM231 122V121H230ZM256 122V121H255ZM29 123H31V122H29ZM108 123V122H107ZM129 123V122H128ZM127 123V124H128ZM157 123V122H156ZM169 123V122H168ZM171 123V122H170ZM126 124V126H128ZM130 124V123H129ZM145 125L146 124H148L147 122L146 123H144ZM143 124V125H144ZM163 124V123H162ZM51 125H52V123H51ZM61 125H63V124H61ZM132 125L133 124H131L130 126H128L127 128H128V130H129V127H130V129H132ZM163 125H165V124H163ZM195 125L197 126V128L195 127ZM236 125H238V126H240L241 125V121H240V124H236ZM47 126V125H46ZM64 126V125H63ZM67 126V125H66ZM134 126V125H133ZM12 127H13V129H12ZM45 127V126H44ZM44 127H41V128H44ZM125 127V126H124ZM140 128L142 127V126H139ZM138 127V128H139ZM148 127H150V126H148ZM173 127V126H172ZM244 127L245 128H247L246 127V125H244ZM152 128V127H151ZM170 129H169V131L171 130V127H169ZM175 128V127H174ZM244 128V129H245ZM46 129V128H45ZM44 129V130H45ZM134 129V128H133ZM132 129V130H133ZM178 129V128H177ZM198 129V131L196 132V130ZM242 129H243V127H242ZM43 130V129H42ZM43 130V131H44ZM135 130V129H134ZM144 130V129H143ZM143 130L140 132V134H142L143 133ZM145 130H148V128L147 129H145ZM164 130V129H163ZM162 130V131H163ZM166 130V129H165ZM175 130V129H174ZM179 130V129H178ZM39 131V130H38ZM157 131V130H156ZM180 131V130H179ZM231 131H233V130H231ZM241 131H243V130H240V132ZM146 132V131H145ZM175 132V131H174ZM185 131H183V133H184ZM71 133V132H70ZM139 133V132H138ZM152 133H153V131H152ZM163 133V132H162ZM180 133V132H179ZM187 133V132H186ZM187 133V134H188ZM201 133V132H200ZM199 133V134H200ZM232 133V132H231ZM37 134V133H36ZM117 134V133H116ZM131 134V133H130ZM156 134V133H155ZM159 134H160V132H159ZM165 134V133H164ZM236 134V133H235ZM241 134V133H240ZM17 135V134H16ZM127 135H129V132H128V134ZM127 135H125L124 137H126ZM147 135V134H146ZM183 135V134H182ZM118 136H120V134L118 133ZM123 136V135H122ZM133 137L132 135H129V137ZM157 136V135H156ZM233 136H234V134H233ZM11 137V136H10ZM116 137H117V135H116ZM128 137V138H129ZM143 137H145V135H143ZM149 137H151V136H149ZM187 137L188 138H190V137H192V136H188L187 135ZM186 137V138H187ZM236 137V136H235ZM239 137V136H238ZM240 137H241V135H240ZM37 138H38V136H37ZM49 138V137H48ZM134 138V137H133ZM146 139L148 138L147 136L145 137ZM145 138H143L144 140H145ZM157 138V137H156ZM180 138V137H179ZM185 138V137H184ZM195 138V137H194ZM193 138V139H194ZM237 138V137H236ZM262 138V137H261ZM260 138V139H261ZM44 139V138H43ZM50 140H52L51 138H49ZM48 139V140H49ZM55 139V138H54ZM75 139L76 138H74V139H72V140H74L73 142H75ZM83 139V138H82ZM104 139V138H103ZM119 139V138H118ZM120 139H121V137H120ZM136 140L138 139V143H136V144H139V142H143V139H142V137L141 136H139V134H138V136H137V138H135ZM183 139V138H182ZM181 138H180V140L181 141H183ZM192 139V138H191ZM239 139V138H238ZM30 140V139H29ZM101 140V139H100ZM105 140V139H104ZM125 140V139H124ZM129 140V139H128ZM127 140V142L125 143V141L124 142H122L121 143V141H119L120 142V144H119V142H118V145L115 147L113 144H111L112 146H114L115 148H118L119 150H121L120 148L123 146V148H124V151H123V149H122V152L120 153V152H118V153H120V155H118L117 154V156H119V157H116L115 156V158H124L125 160H127V161H130V164H132V163H136V164H138V166H139V170L141 169V168H143V170L145 169V167L146 168H148V165L149 166H151L152 164H154V161H150V163H152V164H150L149 162H147L148 161V157L146 158L145 157V155L143 154V156H137V155H131V148H132V145H131V147H130V145L128 144L127 145V143L129 142ZM133 140V139H132ZM149 140V139H148ZM147 140V141H148ZM154 140V139H153ZM165 140H166V138H165ZM173 140V139H172ZM195 140V139H194ZM216 140V139H215ZM229 140V139H228ZM231 140H235L234 138L233 139H231ZM89 141V140H88ZM87 141V142H88ZM146 141V142H147ZM171 141V140H170ZM179 141V140H178ZM177 141V143L179 144V143H181V141L180 142H178ZM186 142L185 143H187V140H185ZM236 141V140H235ZM90 142V141H89ZM95 142V141H94ZM97 142H99V141H97ZM96 142V143H97ZM107 142V141H106ZM109 142H110V140H109ZM116 142H117V140H116ZM116 142H114V143H116ZM132 142V141H131ZM149 142V141H148ZM151 142V141H150ZM212 142V141H211ZM226 142V141H225ZM262 142V145L261 146H259V148L256 146V145H253L252 144V147L248 150V154H249V160H247V161H250V165L252 166L251 168L253 169V171H254V175L253 176H251L252 178V181L253 182H255L254 180H259V182H258V185H248V186H245L244 185V181H243V179L245 178L244 176H242L243 174H241L242 172V170L240 169V167H242V166H240V165H238V166H236V167H233V169H228V171H227V175H226V173L225 172H221L222 174L221 175H223V173H224V176H225V178L223 177V178H221V177H213V176H211V174L213 173V172H217V167H216V170H215V168H214V170L215 171H209V167L208 168H205L206 169V171H209L210 173H208V175H203L202 173H199V172H201L200 171V167H199V170L198 169H195L196 167H195V164H194V156H192L191 157V155H193L195 152L194 151H192L191 150V152H193V153H190V152H188L187 154H188V159H187V157L185 158V159H187V161H183V162H189V163H191L190 164V166H189V164L187 165L186 163H183L182 162V164H180V166H181V168L184 170L185 168L186 169H188V166H189V168L191 169L190 171L192 172L193 171V174H195V176H193L192 177V179L193 180H191V181H189L188 179H187V177H190V176H187L186 177V179L188 180V181H186L185 180V184H183L184 186H186V188H184V187H182V190L180 191L179 189V187L176 185L177 183H175L174 181L175 180H173V182L172 183H174V185H176V188H178L177 190L178 191H176V188H168V190L170 189V191H168V192H166L167 191V189L166 190H163V189H165V188H163L162 190V192H161V196L159 195V200H156V197L155 198H153L154 196H150L151 195V193H150V195L147 193V191L149 190H147V191H145V189L147 188V186H149V184L146 186V188H144L143 190H142V192L141 193H138V192H136V191H138L140 188H138V190L136 189V191H135V187L133 188L131 185V187L132 188H128V194H123L122 192H121V188H119V185H121V184H123V185H126V186H128L130 183L128 182V179L129 180H134V181H136L137 180V178H136V180L135 179H130V177H131V172H124V176H121L120 178H123V179H121L120 180V178L119 177H116V175L114 176V174L115 173H113V174H111L112 172H107L106 174V179H105V182H107V183H105L104 181H102V180H100L99 178H96V179H93L94 180V182L93 183H91V184H89V186H87V191L84 193V194H86L87 196H88V201L89 202H86V203H83L82 202V200L80 201V202H78L79 200H77L78 198L80 199L81 197H82V195L79 193V195H81V196H79L78 198L77 197H75L72 193H71V191L70 190H73V189H71L70 188V186L68 185V187L70 188H68L67 186H66V191L64 192V193H62L63 194V199L66 201V204L65 205H67V207H68V209H69V214L72 216L71 217V219H70V221H71V223H70V221H69V219H67V218H65V216L63 215V213H61V212H59V211H57V210H54V209H52L51 208V206L49 207V208H47V209H45V207L47 206H43V207H39V206H35L37 203H39V202H35V204H34V206L35 207H33L32 208V206L31 205H33V203L34 202H30L29 200V203H31L29 206H31V208L30 207H27V209H26V207H25V210H27V211H23L22 213H21V209H23V205L21 204V209L19 208L20 207V205H19V207H18V205H17V203L16 202H12L13 204L14 203H16V205L15 206H13L12 204H10L8 201H7V199H5V191H2L3 190V186H4V189H6L7 187H6V185H7V183L6 184H2L4 181H2V186H1V184H0V188L2 187V189H0V259L4 256L3 255V251H5V253L7 254V253H9L10 251H14L13 250V248L12 247H15L16 249H17V251H18V255L11 261V264H127V263H130V261H128L130 258H127V261L124 263V261H125V259L123 258V256L121 257V256H119V255H116L117 253L118 254H123V253H119V252H117L116 250V252L114 251V252H112V259H110V255L108 256V253H110L109 252V248H107V246H109V243H111V242H113V240L114 239H112V241H110L111 239H109V243H108V245H105L104 244V240L103 241H100V239L101 238H103L102 236H101V234H100V236H98V237H93L92 235H91V237H93L94 239L95 238H97L94 242H92L91 240L89 241V242H83L81 245L79 244L78 246H72V244L71 243H75V242H79L80 241V239H79V236H80V231L79 230H76L74 227L77 225H74L73 224V221L75 222V221H77L78 222V224H79V226L81 225V227H85V225H88V226H93L95 223H96V221H95V218H96V215L101 211V210H103V208L105 207V206H109V207H111V206H114V209H115V211H113L112 212V216H114L116 219H118L119 221H121L122 219H126L127 220V218H130L131 216H133L134 215V213H136L137 215H139V216H146V215H151V216H153V218H155V219H160V218H163L164 216H178V215H180V214H182L186 209H193L194 207H195V205L196 204H211V205H214V204H216V206H215V208L216 207H235V206H237L238 204H242V203H244V205H245V203L246 202H248V201H250L249 200V198H251V197H253L254 199L257 197V196H259V195H261L259 192H264V141H261ZM105 143V142H104ZM113 143V142H112ZM130 143V142H129ZM155 143V142H154ZM224 143V142H223ZM227 143H229V142H227ZM233 143V144H232ZM241 143L242 142H239L238 144H240L241 145ZM106 145H107V143H105ZM109 144V146H110V148L112 147L111 145ZM131 144V143H130ZM156 144V143H155ZM204 144V143H203ZM238 144L236 145L234 142H230V144H229V146L227 145H225V143H224V147L225 148H227L228 150H227V153L229 154L231 151H232V149L235 151V147L236 146H238ZM247 144H249V143H247ZM65 145V144H64ZM74 145V144H73ZM101 145V144H100ZM122 145V146H121ZM141 145H142V143H141ZM205 145V144H204ZM84 146V145H83ZM96 146H98V145H96ZM102 146V145H101ZM108 146V147H109ZM118 146H120V147H118ZM138 146V145H137ZM153 146H155L154 144L152 145V147L151 146H146L147 148H150L149 150H152V148H153ZM180 146V145H179ZM182 146V145H181ZM195 146V145H194ZM205 146H207V145H205ZM233 146V147H232ZM21 147V146H20ZM99 147V146H98ZM142 147H144L143 145H142ZM196 147V146H195ZM222 147V146H221ZM230 147H231V149H230ZM22 148H24V147H22ZM79 148H82V147H79ZM97 147H95V149H96ZM139 148H141L140 147V145H139ZM225 148H223V152H224V154L226 153V151L224 150ZM42 149V148H41ZM75 148H73L72 147V149L70 150L71 152H72V154L73 155H75V157H73L72 155V158L75 160V158H77L76 160H75V162L73 163H71V164H73L72 166H70V164L68 165V164H66L67 166H65V163H64V165L63 166H65V167H67V171L70 173V172H72L71 174H70V176L68 177V179L70 180L71 178H73L74 177V175H77V173L79 172V174H82V172L83 171H81V169L82 168H86V169H89V168H92V167H94V163H90V161H89V159H92L93 158V156L94 155H92V154H89V153H86V154H84V155H79L77 152H75V150H74ZM118 149H115L116 151L118 150ZM146 149V148H145ZM154 149V148H153ZM157 149V148H156ZM208 149V148H207ZM211 149V148H210ZM209 149V150H210ZM45 150V149H44ZM43 150V151H44ZM102 150V149H101ZM100 150V151H101ZM140 150V149H139ZM204 150V149H203ZM203 150H199L200 152H202ZM218 150V149H217ZM240 150H241V148H240ZM239 150V152H242V151H240ZM165 151V150H164ZM198 151V152H199ZM215 150L213 149V152H214ZM229 151V152H228ZM81 152H83V150L81 151ZM103 152H104V150H103ZM103 152H101V153H103ZM142 152V151H141ZM151 154L152 153H154L155 151L153 150L152 152L151 151H149ZM175 152H177V151H175ZM180 152V151H179ZM185 152V151H184ZM208 152V151H207ZM211 152V151H210ZM216 152V151H215ZM233 152V151H232ZM5 153H7V151L6 152H3V151H1V149H0V181L1 180H6V181H10V178L12 179V177H11V175L15 172V174L17 173V174H19L20 175V177L22 178V180H23V178L25 179V180H27V178H32V177H35V176H37V175H39L38 173H39V169L40 168H38V166L37 165H31V164H29V162H27L28 164H24V162H20V163H23L24 165L23 166H21L20 165V163L18 164V162L16 161L15 163L16 164H14V162L13 161H11V160H9L10 159V157H11V153H10V155H8L9 156V158H7V156H6V154ZM9 153V152H8ZM7 153V154H8ZM14 153V152H13ZM12 153V154H13ZM37 153L39 154V152L37 151ZM113 153V152H112ZM158 153V152H157ZM178 153V152H177ZM189 153H190V155H189ZM216 153H218V152H216ZM237 153V150H236V152H235V154ZM17 154V153H16ZM110 155H111V153H109ZM140 153H138V155H139ZM155 154V153H154ZM206 154V153H205ZM223 154V153H222ZM223 154V155H224ZM233 154H234V152H233ZM19 155V154H18ZM96 155H98V154H96ZM100 155V154H99ZM102 155V154H101ZM114 154H112V157H114L113 156ZM147 155H149V154H147ZM159 155V154H158ZM158 155H153V157L154 156H157L158 158H156L157 160L160 158V160H161V155L160 156H158ZM171 155V154H170ZM169 155V156H170ZM199 155V154H198ZM209 155H210V153H209ZM209 155H205V158H207L206 156H209ZM222 155V156H223ZM244 155V154H243ZM14 156V155H13ZM34 156V155H33ZM152 156V155H151ZM167 156V155H166ZM212 156V155H211ZM210 156V157H211ZM216 156V155H215ZM214 156V157H215ZM220 156V155H219ZM240 156H241V154H240ZM247 156V155H246ZM17 157L18 156H16V159H17ZM21 157V156H20ZM19 157V158H20ZM153 157H152V160H153ZM195 157H196V154H195ZM204 157V156H203ZM214 157H212L213 159H214ZM217 157H218V155H217ZM231 157H232V155H231ZM241 157H243V156H241ZM15 158V157H14ZM23 158V157H22ZM35 158H36V156H35ZM150 158V157H149ZM197 158V157H196ZM199 158V157H198ZM219 158V157H218ZM15 159V160H16ZM21 159V158H20ZM33 159V158H32ZM104 159V158H103ZM151 159V158H150ZM155 159V160H156ZM209 159V158H208ZM213 159L212 160H210L209 162L211 163V164H215V163H213ZM231 159V158H230ZM235 160H237L236 159V157L234 158ZM14 160V159H13ZM18 160V159H17ZM23 160V159H22ZM220 160V159H219ZM232 160V159H231ZM235 160H234V162H235ZM244 160V159H243ZM246 160V159H245ZM19 161V160H18ZM28 161V160H27ZM73 161V160H72ZM93 161V160H92ZM109 161H113V160H109ZM162 161V160H161ZM194 161V162H193ZM198 161V160H197ZM206 161V162H205ZM221 161V160H220ZM222 161L224 162V160L222 159ZM230 161V160H229ZM33 162V161H32ZM126 162V161H125ZM181 162V161H180ZM203 162H205V163H209L208 162V160H204ZM215 162V161H214ZM217 162V161H216ZM219 162V161H218ZM238 162V161H237ZM246 162V161H245ZM244 162V163H245ZM26 163V162H25ZM36 163V162H35ZM70 163V162H69ZM127 163V162H126ZM164 163V162H163ZM198 163H200V161H198ZM197 163V164H198ZM209 163V164H210ZM220 163V162H219ZM218 163V164H219ZM225 163V165H226V167H227V164H226V162H224ZM232 163V162H231ZM63 164V163H62ZM129 164V165H130ZM148 164V165H147ZM165 164V163H164ZM186 166H185V165ZM201 164V163H200ZM210 164V165H211ZM218 164H215V165H218ZM221 164V163H220ZM223 164V163H222ZM229 164H230V162H229ZM228 164V165H229ZM233 164V163H232ZM235 164V163H234ZM234 164H233V166H234ZM240 164V163H239ZM248 164V163H247ZM95 165H97V164H95ZM113 165H114V163H113ZM128 165V164H127ZM158 165V164H157ZM207 165V164H206ZM206 165L204 166V167H206ZM62 166V167H63ZM126 166V165H125ZM153 166H155V167H153V169H155L156 168V164H154ZM165 166H167V165H165ZM184 166V167H183ZM199 166V165H198ZM201 166V165H200ZM203 166V165H202ZM208 166V165H207ZM232 166V165H231ZM244 166V165H243ZM113 167H115V166H113ZM119 168H121V166H118ZM129 167V166H128ZM127 167V168H128ZM141 167V168H140ZM226 167H224V169H221V170H224V171H226L225 170V168ZM229 167V166H228ZM64 168V167H63ZM162 170H164L165 168H163L162 166H158V168H156L159 172H160V170L161 169ZM243 168V167H242ZM61 169V168H60ZM104 169H106V168H104ZM104 169H103V171H104ZM116 169V168H115ZM125 169V168H124ZM149 169V168H148ZM145 170V171H147V172H143L141 175H144L145 177H146V173H147V176H149V175H151L150 173H149V175H148V171L150 172V170L152 169V166H151V168H150V170ZM167 169H169L168 167H167ZM203 169V168H202ZM205 169L203 170V171H205ZM208 169V170H207ZM219 169H220V167H219ZM218 169V170H219ZM83 170V169H82ZM108 170H110V169H107V171ZM113 170V169H112ZM166 170V169H165ZM172 170V169H171ZM170 170V171H171ZM173 170H175V169H173ZM199 172H198V171ZM234 170V171H233ZM74 171H76V173L74 172ZM85 171V170H84ZM86 171H89V170H86ZM101 171V170H100ZM126 171V170H125ZM188 171H189V169H188ZM202 171V172H203ZM246 171V170H245ZM41 172V171H40ZM57 172V171H56ZM138 172V171H137ZM140 172V171H139ZM167 172V171H166ZM165 172V173H166ZM220 172V171H219ZM69 173L67 174V176L69 175ZM75 173V174H74ZM171 173V172H170ZM170 173H168V175L167 176H169V174ZM173 173V176H174V172H172ZM181 173V172H180ZM198 173V174H197ZM79 174L76 176V178L78 179L79 177ZM178 174V173H177ZM184 174V173H183ZM214 174V173H213ZM216 174V173H215ZM220 174V173H219ZM247 174V173H246ZM18 175V176H19ZM83 175V174H82ZM92 175H95V174H92ZM91 175V176H92ZM97 175H99L98 173H97ZM217 175V174H216ZM14 176V175H13ZM39 176H41V175H39ZM90 176V175H89ZM100 176V175H99ZM102 176V175H101ZM119 176V175H118ZM152 176V175H151ZM150 176V177H151ZM154 176V175H153ZM186 176V175H185ZM115 177L117 178V179H115ZM137 177V176H136ZM150 177H146L147 179H149ZM176 177H177V175H176ZM184 176H182L181 178H183ZM244 177V178H243ZM43 178V177H42ZM49 178V177H48ZM76 178H75V180H76ZM89 178V177H88ZM93 178V177H92ZM102 178V177H101ZM125 178V179H124ZM142 178V177H141ZM166 178H168V177H166ZM170 178V177H169ZM167 179V181H168V186H171V183L169 182L171 179ZM181 178H179V179H181ZM191 178V177H190ZM189 178V179H190ZM103 179V180H104ZM120 180V182H119V180ZM143 179V178H142ZM151 179H153V178H151ZM178 179V178H177ZM185 179V178H184ZM248 179H250V178H248ZM42 180V179H41ZM91 180V179H90ZM108 180V181H107ZM139 180H141L140 178H139ZM156 180V179H155ZM166 180V179H165ZM246 180V179H245ZM17 181V180H16ZM71 181V180H70ZM73 181H74V178H73ZM134 181L133 182H131V184H133L134 183ZM144 181V180H143ZM148 181V180H147ZM146 181V182H147ZM157 181V180H156ZM182 181V180H181ZM250 181V180H249ZM12 182V181H11ZM40 182V181H39ZM74 182H76V181H74ZM89 182V181H88ZM103 182V183H102ZM124 182H126V183H124ZM142 182V181H141ZM149 182V181H148ZM147 182V183H148ZM10 183V182H9ZM9 183H8V185H9ZM13 184L12 185H14L15 184V182H12ZM121 183V184H120ZM138 183V182H137ZM170 183V184H169ZM248 183H250V182H248ZM247 183V184H248ZM11 184V183H10ZM17 184H19V183H17ZM21 184V183H20ZM20 184H19V186H20ZM74 184V183H73ZM152 184V183H151ZM164 184V182H162V185ZM12 185H9V186H12ZM71 185V184H70ZM138 185V184H137ZM156 185V184H155ZM182 185V184H181ZM9 186H8V188H7V190L9 189ZM18 186V187H19ZM71 186H74V185H71ZM152 186V185H151ZM161 186V185H160ZM172 186H173V184H172ZM6 187V188H5ZM13 187V186H12ZM12 187L9 189V191H11V189H12ZM75 187V186H74ZM129 187V186H128ZM137 187V186H136ZM162 187V186H161ZM163 187H165V184H164V186ZM174 187V186H173ZM14 188H17V186H15L14 185ZM149 188V187H148ZM125 189H126V187H125ZM151 189V188H150ZM185 189V190H184ZM14 191L13 192H15V189H13ZM75 190V189H74ZM127 190V189H126ZM141 191V190H140ZM152 191V190H151ZM4 192V193H3ZM52 193V192H51ZM147 193V194H146ZM156 193V192H155ZM21 194V193H20ZM83 194V195H84ZM8 195V194H7ZM76 195V194H75ZM158 195V194H157ZM59 196V195H58ZM78 196V195H77ZM61 197H62V195H61ZM12 198V197H11ZM84 198V197H83ZM82 198V199H83ZM158 198V197H157ZM36 200V199H35ZM58 200H60V199H58ZM57 200V201H58ZM64 200H63V202L62 203H64ZM83 200H85L86 201V199H83ZM56 201V202H57ZM41 202V201H40ZM45 202V201H44ZM44 202H42L41 204H44ZM48 202V201H47ZM258 202L259 201H257V204H258ZM28 203V204H29ZM58 203V202H57ZM41 204H40V206H41ZM45 204H47V203H45ZM49 204V203H48ZM53 204V203H52ZM51 203H50V205H52ZM60 205H61V203H60ZM261 205V204H260ZM18 208H17V207ZM62 206V205H61ZM64 206V205H63ZM261 207V206H260ZM29 208V209H28ZM200 208V207H199ZM111 210V209H110ZM207 210H208V208H207ZM65 211V210H64ZM26 212V213H25ZM245 212H246V214L249 216V217H252V216H254V214H255V209H252V210H250V209H246L245 210ZM108 214V213H107ZM133 214V215H132ZM244 214V213H243ZM186 215V217L188 216V213H186L185 214ZM242 214H236L234 217H233V223H234V226L235 227H239L240 225H239V222H240V220H241V218H242V216H241ZM106 216V213H105V215L103 214V217H105ZM205 216V215H204ZM180 218H181V216H179ZM206 217V216H205ZM152 218V219H153ZM150 219V218H149ZM167 219V218H166ZM172 219V218H171ZM170 219V220H171ZM176 220H180L179 218L177 219L176 218ZM182 220V219H181ZM204 220V219H203ZM208 220H209V218H208ZM254 220V219H253ZM156 221V220H155ZM154 221V222H155ZM162 221V220H161ZM183 221V220H182ZM193 221V220H192ZM207 221V220H206ZM125 222V221H124ZM158 223V222H157ZM162 223V222H161ZM230 223V222H229ZM127 224V223H126ZM231 225H232V222L230 223ZM239 225V226H238ZM78 226V225H77ZM117 226V225H116ZM182 226V225H181ZM187 226H188V224H187ZM257 226V225H256ZM261 226V225H260ZM118 227V226H117ZM79 228V227H78ZM166 228V227H165ZM189 228V227H188ZM190 228H191V226H190ZM194 228V227H193ZM195 228H196V226H195ZM198 228V227H197ZM209 228V227H208ZM240 228V227H239ZM128 229V228H127ZM199 229H200V227H199ZM199 229H198V231H199ZM221 229V228H220ZM107 230V229H106ZM118 230V229H117ZM126 230V229H125ZM129 230V229H128ZM183 230V229H182ZM195 230V229H194ZM109 230H107V232H108ZM122 231V230H121ZM127 231V230H126ZM178 231H179V229H178ZM190 231V230H189ZM197 231V232H198ZM209 231H210V229H209ZM243 231V230H242ZM248 231V230H247ZM253 231V230H252ZM258 231H259V237L257 236V238H255V239H252V237L250 236V235H252V233H248L247 234V236L246 237H244L243 235V237H241V236H239V237H237L236 239H235V242H234V239H232V241H233V243H234V245H239V247H237L238 249H243V248H245V249H243V250H246V248L247 247H249L250 245V247H249V249L247 248V251L248 250H250V248H252L255 244H258L261 248L262 247H264V228L262 227V228H259L258 229ZM104 231H102V234H104L103 233ZM106 232V233H107ZM144 232V231H143ZM202 232V231H201ZM201 232H200V234H201ZM233 232H234V230H233ZM117 232L115 231L114 232V234H116ZM126 233V232H125ZM191 233V232H190ZM189 233V234H190ZM82 234V233H81ZM113 234V235H114ZM167 234H168V232H167ZM199 234V235H200ZM223 234V233H222ZM117 236L119 235V234H116ZM121 235H122V233H121ZM119 235L118 237H117V240L119 241V242H122V241H120V238L123 240L124 238V236L122 235ZM170 235H172V234H170ZM178 235H179V233H178ZM198 235V236H199ZM111 236H112V234H111ZM167 236V235H166ZM165 235H164V239H165V237H166ZM168 236H169V234H168ZM173 236V235H172ZM179 236H181V235H179ZM179 236H177V238H173L174 240H178V237ZM193 236V235H192ZM196 236V235H195ZM201 236H203L202 234H201ZM231 236V235H230ZM250 236V237H249ZM254 236V235H253ZM101 237V238H100ZM105 237V236H104ZM109 237H110V234H109ZM174 237V236H173ZM184 237H185V235H184ZM183 237V234H182V238L183 239H181V237H179V239L180 240H178V241H172V239H170L171 238V236H169V237H166V240H163V238H162V240L163 241H157L156 242V244L154 245V246H151L150 248L149 247H147V249H145V252L147 251L150 255H149V257L151 256V258H150V262H152V257H159L158 259L160 260V258L162 259L161 261H160V263L162 264V263H164L163 261H165V264H201V262L202 261H204V262H202V264L203 263H205V258L207 259V256L209 255H207V256H205L206 254H207V252H206V254H204V252L203 253H201L200 252V249H202L200 246H195V244L197 243V239H196V242H195V239H191V237H190V239L188 240V239H185ZM189 237V236H188ZM194 237V236H193ZM203 237H205V236H203ZM207 237V236H206ZM205 237V238H206ZM224 237V236H223ZM100 238V239H99ZM113 238V237H112ZM169 238V239H168ZM194 238H196V237H194ZM198 238V237H197ZM250 238L252 239V241L250 240ZM99 239V240H98ZM187 240L186 242L187 243H185L186 244V246H183L184 245V243L182 242L183 240ZM203 239V238H202ZM87 240V239H86ZM125 242L127 243V245H129V246H131V244H134V242H132L131 240H129V241H127L128 239L125 237ZM124 240H123V242H124ZM156 240V239H155ZM217 240H219V239H217ZM213 241H215V240H213ZM220 241V240H219ZM219 241H218V243H219ZM231 241V242H232ZM115 242V241H114ZM215 242H217V241H215ZM214 242V243H215ZM116 243V242H115ZM118 243V242H117ZM201 243V242H200ZM206 243V242H205ZM213 243V244H214ZM221 243H223V242H221ZM220 243V244H221ZM228 243V242H227ZM230 243V242H229ZM162 245L161 247H160V245ZM115 245V244H114ZM113 245V246H114ZM117 245V244H116ZM125 245V244H124ZM136 245V244H135ZM208 245H210V244H208ZM217 245H219V244H217ZM224 245V244H223ZM234 245H233V247H234ZM253 245V246H252ZM112 246V247H113ZM202 246V245H201ZM229 246V245H228ZM227 246V247H228ZM258 246V247H259ZM110 247V246H109ZM112 247H110V248H112ZM133 247H135L134 245H133ZM132 247V248H133ZM203 247H205V245H203ZM206 247H207V245H206ZM210 247H211V245H210ZM210 247H208V249L210 248ZM226 247V248H227ZM232 247V246H231ZM232 247V249L231 250H236V251H238V249L236 248V249H234ZM260 247L258 248V249H260ZM12 248V249H11ZM115 248V246L113 247V249ZM123 248V247H122ZM122 248H120L119 247V249L121 250ZM214 248H216V247H214ZM214 248H212V249H210L211 250V252L213 253V251L212 250H214ZM222 248H223V246H222ZM256 248H257V246H256ZM256 248L253 250V248H252V250L253 251H255L256 250ZM118 249V248H117ZM206 249V248H205ZM217 249V248H216ZM262 249H264V248H262ZM34 250H38V254L37 253H32V251H34ZM119 250V251H120ZM125 250V249H124ZM190 252H188V251ZM202 250H204V248L202 249ZM207 250V249H206ZM205 250V251H206ZM224 250H226V249H224ZM227 250H229L230 251V248L228 249L227 248ZM243 250H241V252H244ZM135 251V250H134ZM134 251H130V252H134ZM198 251V252H197ZM216 251V250H215ZM214 251V252H215ZM218 251H219V255L220 256H224V252L225 251H223V249H221V248H218ZM232 251V252H233ZM240 251V250H239ZM121 252V251H120ZM185 252L187 253V254H185ZM209 252V251H208ZM241 252H239V253H237L236 252V254H238L239 256H241V257H244L243 255H245V258H246V254H245V252H244V254L243 255H241L240 253ZM249 252V251H248ZM248 252H246L247 253V256L249 255L248 254ZM261 251L259 250V253H260ZM264 252V251H263ZM262 252V253H263ZM19 253H20V255L21 256H23L24 258H22L20 255H19ZM183 253H184V256H183ZM210 253V252H209ZM234 253H235V251H234ZM253 253V252H252ZM146 254V253H145ZM144 254V255H145ZM214 255H216L215 253H213ZM255 253H253V255H254ZM257 255H258V252L256 253ZM255 254V256H257ZM261 254V253H260ZM142 255V254H141ZM139 255V258H138V260L137 261H139L140 263H137V264H144L143 263V261H145L144 259H149V257L148 258H143L142 256H144V255ZM213 255V257H215ZM232 255V254H231ZM238 255H235L234 254V256H238ZM250 255L252 256V254H251V252H250ZM263 254H261V256H262ZM7 256H9V254H7ZM19 256V257H18ZM125 256H126V253H125ZM124 256V257H125ZM180 256H183V257H180ZM205 256V257H204ZM212 256V255H211ZM115 257H117L116 259H114ZM118 257H119V259H118ZM120 257L121 258H123L124 259V261L123 260H120ZM130 257V256H129ZM142 257V258H141ZM144 257H146V255L144 256ZM213 257H211V258H213ZM233 257V256H232ZM249 257V256H248ZM258 257V256H257ZM263 257L264 256H262V259H263ZM179 258H183V259H185V260H180ZM219 258V257H218ZM224 258H225V256H224ZM235 258H237V257H235ZM261 257L259 256V259H260ZM216 259V258H215ZM215 259H214V261H215ZM262 259H261V261H262ZM2 260H4V259H2ZM115 260L116 261H118V262H115ZM132 260V259H131ZM146 260V261H147ZM219 260V259H218ZM232 260H235L236 261V259H234V257H233V259ZM240 261H239V263H237V264H244V261H243V258H241V259H239ZM256 261H258V259H255ZM137 261H135V263L137 262ZM211 261V260H210ZM247 261H249V260H247ZM264 261V260H263ZM150 262L148 263V264H150ZM212 262V261H211ZM216 262V261H215ZM214 262V263H215ZM251 262V261H250ZM252 262H254V261H252ZM251 262V263H252ZM159 262H155V264H160ZM207 263V262H206ZM208 263H210L209 261H208ZM207 263V264H208ZM213 263V264H214ZM223 263H225V262H223ZM255 263V262H254ZM257 264H259V262H256ZM1 264H3V263H1ZM146 264V263H145ZM227 264V263H226ZM234 264H236V263H234ZM246 264V263H245ZM264 264V263H263Z\"/></svg>",
  "mask_w": 264,
  "mask_h": 264
},
{
  "label": "snow or ice",
  "instance_id": "obj_3",
  "mask_svg": "<svg viewBox=\"0 0 264 264\" xmlns=\"http://www.w3.org/2000/svg\"><path fill=\"white\" fill-rule=\"evenodd\" d=\"M13 7H15V5H13Z\"/></svg>",
  "mask_w": 264,
  "mask_h": 264
}]
</instances>
